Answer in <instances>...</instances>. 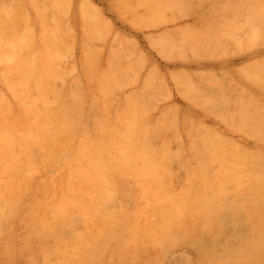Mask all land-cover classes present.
<instances>
[{
    "label": "rangeland",
    "instance_id": "rangeland-1",
    "mask_svg": "<svg viewBox=\"0 0 264 264\" xmlns=\"http://www.w3.org/2000/svg\"><path fill=\"white\" fill-rule=\"evenodd\" d=\"M6 3L5 4H2V7L0 8L1 10V12H0V14L1 15H3V14H5L6 15V12L4 11L5 10V5L7 6L8 5V2L10 3V1L11 0H4ZM4 1L2 2V0L0 1V2H2V3H4ZM12 1H13V3H12ZM11 1V3L12 4H10V5H13L14 7H13V10L11 9V11L12 12H15V9H17L18 8V11H20V7L22 8V5H20L21 4V2H22V4L24 3V5L26 6V7H24V5H23V11H26V9H27V11L25 12V13H28L29 15L28 16H30L31 18V20L29 19V21H31V22H33V23H31L32 24V26L31 25H28L29 23H27L28 22V18L29 17H27V15L26 14H24V13H21V14H23V17H24V15L26 16V18H27V20L25 21V20H23L21 17H20V19L21 20H19L20 21V23L18 22V27L20 28L21 26H23V28L21 27L20 29H22L23 31L25 30V31H27V30H29V31H33V32H31L32 33V35L34 34V32H35V34L33 35V36H36V37H33L34 38V42H32V43H30V45H31V47H30V52L33 50V54H35V56L36 57H41L42 56V54L44 53V48H43V46L45 45L44 43L45 42H43L42 43V41H44V39L46 40L47 38H49V36H48V32H49V34L50 35H52V38L53 39H49V41H55V40H57V38L56 37H58V36H60V37H58V40L59 41H61V43H62V39H63V43L61 44L59 41H57V44H55L57 47H59V46H61V45H65V43H67V45H65V46H61V47H63L62 49H65V50H63L62 52H61V47L60 48H58L60 51H58V53H59V55L57 56V58L56 59H60L59 61H60V63L58 64H56L55 63V68H57V67H59L60 66V70L61 71H59L58 69H56L59 73H60V75H61V79L59 78V79H57V80H53L54 82H58V83H55V86H56V88H59V84H60V81H62V82H64V83H67V84H64V87L62 88V85H61V88H62V91L64 92L65 91V93H68V92H70L71 91V89L69 90V87L71 88V86H69L71 83L73 84H71L72 85V87H73V89H75L76 88V85H75V83L77 82V86L80 88L81 86H82V90L83 91H85V94L88 96V99H87V97H86V95H85V98H84V101L86 102V100H87V102L89 103H91V100H93L94 98H93V95L94 94H96V96H98L99 94V97H96V96H94L95 98H99V99H101V101H103L100 105L101 106H104V107H102L101 108V106L100 107H98V109L97 108H94V109H92V110H90V111H88V108H86V109H84V113H83V116H85L84 117V119L86 120V122H85V120H84V123L85 124H83V126H84V128H81L82 130V132L84 133V131H83V129L86 131V133H88L89 135H90V133H91V135L93 136V137H95V139H99V140H101L102 139V137L104 136L105 137V135L107 136L108 135V133L109 132H111L112 130H114V129H119V127H116V126H118L117 125V119H118V117L120 116V115H122L124 112H125V109L127 110V109H129V107L131 106V108L130 109H134V108H136V110H138L137 112H139V114L141 113V114H143V117H140L142 120H140L141 121V123L142 124H145L146 123V125H149V126H147L148 128H150V132H149V135H146V136H144V138H146V139H149L150 140V142H148L149 143V146H151V145H153V146H151L150 148H152L153 149V151H152V149H150L151 151H152V153H154L155 155H156V157H158L157 159L158 160H156L155 159V161L156 162H158V163H160L161 165H163L162 163H161V161L163 162V161H165L164 159L166 158V162H165V164L161 167V165H160V167L161 168H159L158 170L160 171V170H162L165 174H163V172H161V176L160 177H157L158 178V180H157V178L155 179V182L153 183V185H154V187H155V185L158 187L159 186V188H163L164 187V189L162 190H160V191H162V193L164 192V195H166L165 194V190L166 189H170V187H168V185H171V189H170V191L169 190H167L166 192H172V194H174V192L173 191H175V193H176V195H178L179 197L178 198H180L181 196V198H184L185 197V195L187 194V196H188V198L191 196V193H194L195 195L197 194V193H195V192H198L199 193V195H201V191H200V189H198V190H196L195 192L193 191V189L194 188H191V189H189L188 190V187L190 188V186H191V184H192V186L191 187H193V182L192 181H195L194 180V178H196V181L197 182H195V184L194 185H196V183H202L201 182V180L203 181V177H201L200 178V176H198V178H200L199 180H197L198 178L196 177V175H195V177L193 178V174L191 173V170L193 169H191V167H194V168H196L198 165H197V163L199 164V162H198V160H197V158L195 157V154H194V152H196L195 150L197 149H199L198 147H197V145H200L201 143H200V140H201V142H202V139H204V137H205V135L208 133V132H213V130H215L214 132H217V133H224V136L221 134V136H223L224 137V139L222 140L223 141V143H229L230 144V140L231 141H233L234 140V138H235V141L234 142H238V144H240V142H241V144L243 145L244 144V146L246 145V148H247V146H249V149H256L257 148V146H258V144L260 143L259 142V139L257 138V137H255L254 135H251V133H249V135H248V129H246V131L247 132H245V128H243L244 126H242V124H241V122H239L240 121V119L239 118H237L236 116H238V115H240V112L242 111V109H243V107L244 106H247V107H245V109H247L248 111L249 110H252V112H251V114H256L257 113V111H259V109H261L262 108V110L264 109L263 107H264V103L261 105V103L259 102L260 100H261V98L263 97V99L262 100H264V96H263V94H264V91H263V89H264V78H260V76L261 77H264V74H263V76H262V74L260 73V71L261 70H263V71H261L262 73L264 72V67H263V65H264V60H263V58H264V46L262 45V43L264 44V41H263V39L264 38H262V39H260V40H258L257 41V45H259V43L261 44V45H259L258 47H257V45H256V42L255 43H249V44H242L241 42H239V40L241 41L242 39L244 40V41H246V37H245V32L247 31V30H249L250 29V27H251V25L249 24V22H248V16L250 15V14H248V15H246V13H245V11H246V9L249 7V9L250 8H252L253 7V9H255L256 10V12H255V14L256 13H258L260 10H261V3L264 5V0H257V2L258 3H260V4H258L257 2H255L254 0H247V1H245V0H230V1H227L226 0V3L227 2H229V4L228 5H231V6H227L225 3H223V5H222V2L224 1V0H215V2H217V1H219V2H217V5L215 4V3H213L214 2V0H209V1H203V0H199L200 1V3L202 4V2H204L202 5L201 4H198V1L197 0H191V1H189L191 4V7H193V9L192 8H190L189 9V7H190V5H187L188 6V8L186 9V4L185 3H187V2H185L184 4L183 3H181V1H179L178 3H176V4H164L163 5V2H164V0H152V2H151V0H139V2H137L136 0H134L133 2H135L136 3V6L134 7V5H135V3H134V5L132 4V9L130 8L131 7V5H129L130 7L128 8V6H126L125 7V5L126 4H128L127 2H125L124 3V1H126V0H123V2L122 3H124V9L122 10V9H120V7L119 6H121V8L123 7V4H120L121 3V1L120 2H118L119 4H117L118 5V8H119V10H118V8H117V6H116V4H115V1H119V0H115L114 2H113V0H72L71 1V3H70V1L69 0H61V1H57V0H45V2L46 3H48L47 5L50 7H48L46 4H44L45 2H42V3H38V0H22L21 2L19 1H17V0H12ZM15 1H17L18 2V7L16 8V6H17V2H15ZM29 1V2H28ZM36 1L38 4L36 5L34 2ZM62 1H63V3H65V4H63L62 3ZM67 1H68V3L70 4V5H68V3H67ZM79 1H81V2H79ZM82 1H84L83 3H82ZM89 1V2H88ZM143 1V2H142ZM197 1V2H196ZM212 1V2H211ZM232 1H233V3H232ZM235 1V2H234ZM239 1H243V2H241L242 3V6L244 7V5H248L247 6V8H245V11H244V8H243V10L242 11H244V12H242V13H244V16H243V14H240L241 13V4H239ZM245 1V2H244ZM31 2H33V4L31 3ZM39 2H40V0H39ZM59 2H60V4H59ZM87 2V3H86ZM90 2H92V3H90ZM194 2V3H193ZM195 2L197 3V4H195ZM206 2V3H205ZM213 3L211 6V8L212 9H215V6H217L216 7V9L215 10H213V12L215 13V14H213V12H212V9L210 8V4H208V3ZM231 2V3H230ZM16 3V4H15ZM53 5H52V4ZM75 3V4H74ZM130 3H131V0H130ZM129 3V4H130ZM141 3V4H140ZM143 3H145V4H143ZM146 3H148V4H146ZM153 3V4H152ZM246 3H252V5L250 4V6H249V4H246ZM258 4V5H256V6H259V11H257V8L258 7H256L255 6V4ZM42 4H43V6H42ZM55 4H57V6H55ZM61 4H63V5H61ZM67 4V5H66ZM74 4V5H73ZM80 4V5H79ZM87 4V5H86ZM91 4V5H90ZM149 4H151V5H149ZM156 4H157V6H156ZM181 4H183V5H181ZM197 5L196 7H197V9L195 10L194 9V7H195V5ZM208 4V5H207ZM224 4H225V6H224ZM239 4V6H237ZM9 5V6H10ZM31 5V6H30ZM40 5V6H39ZM52 7H51V6ZM61 5V6H60ZM81 5L84 7V10H83V7H81ZM91 7H90V6ZM93 5H95L94 6V8L96 9H94L93 8ZM144 5H147V6H144ZM170 5V6H169ZM208 6L207 8H205L206 9V11L204 12V7H203V9L200 7V6ZM221 5H222V8H221ZM0 6H1V4H0ZM34 6V7H33ZM36 6V7H35ZM42 7V8H39V7ZM53 6H54V8H53ZM64 6H65V9H64ZM67 6H69V9H70V6L71 7H73V8H71V10H69L71 13H69V11L67 10L68 8H67ZM76 8H75V7ZM87 6V7H86ZM139 6H143V7H139ZM159 6V7H158ZM175 6H177V8L175 7ZM198 6H199V8H201V9H198ZM228 8H227V7ZM90 7V8H89ZM139 7V8H138ZM161 7V8H160ZM163 7V8H162ZM195 7V8H196ZM221 9H220V8ZM226 9H225V8ZM234 7V8H233ZM237 7L239 8V9H237ZM246 7V6H245ZM255 7V8H254ZM33 8V9H32ZM47 8H48V11H47ZM59 8H60V10H59ZM67 8V9H66ZM82 8V9H81ZM86 8V9H85ZM87 8H89V9H87ZM93 8V9H92ZM136 8H138V9H136ZM148 8V9H147ZM151 8V9H150ZM174 8H176V10H174ZM184 8L187 10V11H189V12H187V11H185L184 10ZM236 8V9H235ZM263 9H264V6L262 7ZM22 9H21V11H22ZM56 10V11H50V10ZM58 9V10H57ZM126 9H128V10H126ZM170 9V10H169ZM172 9V10H171ZM218 9H220V10H223L224 12H226V13H224L223 11H219ZM234 9V10H233ZM252 9V10H253ZM39 13V14H37L36 13V11ZM101 12H100V11ZM130 10V11H129ZM147 10H150L149 11V13H148V11ZM153 10H155L154 11V13H153ZM156 10H157V12H156ZM195 11V13H193V11ZM197 10H202L203 12L200 14V11H198L197 12ZM240 10V11H239ZM252 10H248L247 9V13H252ZM2 11H4V13H2ZM17 11V10H16ZM22 11V12H23ZM39 11H43L42 13L43 14H40V12ZM46 11H47V15H46ZM61 13H60V12ZM64 11H65V13H64ZM79 11V12H78ZM127 11H129L128 12V14H126V15H121V14H124V13H127ZM152 11V12H151ZM162 11L164 12V13H162ZM174 11H176V12H174ZM181 11L183 12V13H181ZM234 11L236 12L235 14H234ZM254 11V10H253ZM48 12H50V14L48 13ZM53 12H56L55 14L53 13ZM67 12H68V14H67ZM76 15L75 17H74V15H73V13ZM77 12V13H76ZM84 12V13H83ZM87 12V13H86ZM145 12H146V15H145ZM165 12H167V14L165 13ZM180 14H179V13ZM184 12H186L185 14H184ZM197 12V13H196ZM207 12H208V14H207ZM232 13L231 15H230V13ZM238 12H240V13H238ZM34 13V14H33ZM58 13V14H57ZM82 13V14H81ZM90 13V14H89ZM91 13H93V14H91ZM98 13H102L101 15L100 14H98ZM139 13H143V14H139ZM151 13V14H150ZM162 13V14H161ZM205 13V14H204ZM223 13V14H222ZM254 13V12H253ZM252 13V14H253ZM59 14H61L62 15V17L63 18H61L60 20H58L56 17H58L59 16V18H60V15ZM67 14V15H66ZM137 14V15H136ZM170 14V15H169ZM175 14H177V16L176 17H179V15L182 17H179L178 19H175L176 17H175ZM194 14V15H193ZM212 14V15H211ZM255 14H253V15H255ZM0 15V22H2V21H4V19L6 18H3L2 16ZM33 15H34V17H33ZM41 17H39V16ZM55 15H56V17H55ZM65 15H66V17H65ZM71 16V19L68 17V16ZM78 15V16H77ZM80 15H81V18H80ZM85 16V17H87L88 18V21H91V20H93V22H95L96 23V25H97V23H98V25H99V23L101 24L100 26H98L97 25V28H101V26H102V31H103V33H102V35L104 34V35H107V34H109V35H107V36H109V37H107L108 39L105 41V36L103 35L102 37H101V35H99V36H95V35H93V37H92V35H86V28L88 27L87 26V24L85 25V28H84V24L83 23H80V22H82L83 20H82V16ZM93 15V16H92ZM101 16V17H98V16ZM133 15V16H132ZM134 15L136 16V17H134ZM159 15V16H158ZM211 15V16H210ZM235 16V18H234V16ZM242 15L243 17H244V19H243V17H240V16ZM246 15V16H245ZM4 16V15H3ZM44 16V17H43ZM152 16V17H151ZM156 16V18L154 19V17ZM162 16L163 17H167L166 19H165V21H166V23H165V21H164V18H162ZM169 16V17H168ZM170 16H171V18H170ZM173 16V17H172ZM184 16V17H183ZM198 16V17H197ZM201 16V17H200ZM217 16H219V17H217ZM228 16H230L229 17V19H228ZM238 16H239V18H238ZM256 16H258V15H255V17ZM74 17V18H73ZM148 17V19H146ZM151 17V18H150ZM159 17V18H158ZM2 18H3V20H2ZM25 18V17H24ZM68 18V19H67ZM78 18V19H77ZM94 18H95V20L97 21H95L94 20ZM105 19V21H104V19ZM134 18H140L139 20L137 19V22L139 23V24H135V19ZM199 18H201V19H199ZM211 18V19H210ZM215 18V19H214ZM233 18H234V20H236L237 21V23L235 24V25H233L234 24V20H233ZM236 18H238V19H240V20H238V19H236ZM40 19L41 20H43L44 21V19L46 20L44 23H42L43 21H40ZM76 19V20H75ZM100 19V20H99ZM101 19H103V21L101 20ZM129 19H131L130 21H129ZM142 19V20H141ZM150 19V20H149ZM153 19H154V21H156V24H155V22L153 21ZM162 19H163V23H162ZM175 19V20H174ZM253 19H258V23H257V20H253ZM252 19V21H253V23L254 24H256L255 26H257V27H259V28H262V23L260 24V20H259V18L258 17H256V18H253ZM22 20H23V22L25 21L26 22V24H25V22L23 23V25H22ZM58 20V21H57ZM64 20V21H63ZM68 20H71V21H68ZM98 20H99V22H98ZM107 20V21H106ZM133 20V21H132ZM135 20V21H134ZM144 20V21H143ZM157 20H159V21H157ZM220 20V21H219ZM231 20H233V21H231ZM63 21V22H62ZM66 21V22H65ZM146 21V22H145ZM151 21V22H150ZM160 21H161V23L163 24H160ZM231 21V22H230ZM239 21H242V22H240V24H239ZM245 21V22H244ZM40 22H41V24L43 25H41L40 24ZM48 22V23H47ZM67 22L68 23H70V25H69V31L68 32H70V30H71V32L73 31V29H74V31L75 32H73L72 33V36H71V33L69 34V33H67ZM141 22H142V26L140 25L141 24ZM171 22V23H170ZM174 22V23H173ZM196 22V23H195ZM206 22H208V23H206ZM256 22V23H255ZM57 23H59L60 24V26H58L57 25ZM63 23V24H62ZM144 23H145V25H144ZM149 23H151L149 26H148V24ZM153 23L155 24V25H153ZM176 23V24H175ZM187 24V26H185L186 27V29L184 28V31H183V29L182 28H180L182 31H179L180 29L178 28L179 26L181 27L182 25H184V24ZM204 23V24H203ZM230 23V24H229ZM2 24V23H1ZM20 24V25H19ZM54 24H55V26H54ZM73 24V25H72ZM80 24H82L81 26H80ZM104 24H106V25H104ZM161 26H160V25ZM185 24V25H186ZM196 24H197V26L199 27V26H201V25H203V26H201L202 27V30L200 29V31L201 32H199L200 34L202 33V31H203V34H206L205 36L204 35H200L198 32H196L197 31V29H198V27L196 26ZM206 24H207V26L209 27V28H207L206 27ZM211 24H214L213 26H211ZM224 24V25H223ZM246 25V26H242V25ZM258 24V25H257ZM259 24L261 25V27L259 26ZM72 25V26H71ZM111 25H112V27H111ZM193 25V26H192ZM222 25L224 26V27H226V28H224L223 29V27H222ZM231 25V26H230ZM241 25V26H240ZM250 25V26H249ZM26 26V27H25ZM42 26V27H41ZM45 26V27H44ZM54 26V27H53ZM65 26L67 27V28H65ZM145 26H147V27H145ZM152 26H154V27H152ZM176 26H177V28H176ZM189 26L191 27V28H189ZM195 26V27H194ZM236 26H238L239 28V31L241 32L243 29L242 28H244V30L243 31H245V32H242V34H243V36L241 37L240 36V34H238V32L237 33H235L236 32V30L238 31V29H236ZM247 26H249V27H247ZM35 27V28H34ZM48 27H50L51 29L50 30H48L47 28ZM61 29H60V28ZM74 27V28H73ZM81 27H82V29H85V30H81ZM104 27H106V28H104ZM173 27H175L176 28V30H174V28ZM183 27V26H182ZM196 29V27H197V29H196V31L194 30V28ZM201 27H199V28H201ZM218 29H217V28ZM242 27V28H241ZM246 27V28H245ZM53 28H54V30H53ZM189 28V29H188ZM204 28H207L208 30H205ZM234 28V29H233ZM0 29H1V27H0ZM111 31H110V30ZM115 29V30H114ZM226 29V30H225ZM246 29V30H245ZM52 30V31H51ZM164 30H166V31H168L167 33H166V31H164ZM190 30V32H188ZM192 30V31H191ZM199 30V29H198ZM211 30H212V32H211ZM217 30V31H216ZM38 31V32H37ZM55 31V32H54ZM59 31V32H58ZM116 31V32H115ZM187 31V32H186ZM194 31L196 32L195 34H194ZM213 31H215L214 33H213ZM234 31V32H233ZM39 32H40V34H39ZM61 32V33H60ZM63 32V33H62ZM110 32V33H109ZM115 32V33H114ZM165 33L164 35H163V33ZM182 32V33H181ZM219 32V33H218ZM53 33V34H52ZM175 33H177V34H175ZM184 33V34H183ZM188 33V34H187ZM190 33H193V37L192 36H190V37H188V35H191ZM198 33V34H197ZM245 33V34H244ZM39 34V35H38ZM56 34V35H55ZM59 34H63V36H61V35H59ZM64 34H69V36L70 37H73L76 41L74 42L73 41V44L75 45H71L70 43H72V41H69V40H71L72 38H70V37H67V35L65 36ZM120 34V35H119ZM164 36V37H162V35ZM172 34H174V36L176 35V37H178V38H180V40H179V44L180 43H182L181 45H178V43L176 42V41H178L177 39H176V37L174 38V37H172L173 35ZM236 34V35H235ZM45 35H47V36H45ZM53 35H55V36H53ZM58 35V36H57ZM77 35V36H76ZM80 35V36H79ZM127 35V36H126ZM168 35H170L169 37L171 38V40H169V37H168ZM181 37H180V36ZM207 35H209V36H211L212 38H213V36H215L214 37V39L213 40H215V39H218V40H220L221 41V43L223 44H221L222 46H224L225 44H224V42L226 41V39L228 38V39H231L228 43L230 44V43H232L233 42V39H235V41L232 43V44H236V45H232V44H230L229 46H228V43H227V41L225 42L226 44H227V46L225 45L224 46V48L223 49H216L217 50V52H218V50L220 51V52H218V54H217V52L215 53V45H217V44H215V42L212 40V38L211 37H209V36H207ZM219 35V36H218ZM236 37H234V36ZM68 38L67 40H66V38ZM86 36H89V37H87L86 38ZM111 36H112V38H114L115 36V38H117V41H116V39L115 40H112V41H110L111 39ZM120 36H121V39H120ZM150 36V37H149ZM152 36V37H151ZM182 36H185V37H183L184 38V41L181 39L182 38ZM194 36H196V38L194 37ZM206 38L207 39V37H209V40H212V43H211V41H209V44L211 43V45H208V40H207V42L206 41H204L205 39L203 38ZM224 36V38L226 37V39L222 42V38H220V37H223ZM47 37V38H46ZM51 37V36H50ZM128 37V38H127ZM159 39V42H160V40L162 41V42H160L161 44L163 43V46L161 45V44H159V42L158 43H156L154 40H158L157 38ZM161 37V38H160ZM199 37L200 38H202V39H199ZM245 37V38H244ZM55 38V39H54ZM81 38H83V40H84V42H82V39ZM95 38V39H94ZM102 38H104V41H103V39ZM149 38V39H148ZM172 38H174V39H176V40H174V39H172ZM188 38V39H187ZM197 39L198 38V40H196V41H192V39ZM211 38V39H210ZM223 38V39H224ZM38 39V40H37ZM80 39V40H79ZM89 39H92V40H89ZM133 39V40H132ZM154 39V40H153ZM168 39V40H167ZM186 39L188 40V41H186ZM204 39V40H203ZM37 40V41H36ZM48 40V39H47ZM121 40H122V42H121ZM172 40H174L175 42L174 43H172L173 41ZM181 40H182V42H181ZM200 40V41H199ZM237 40V41H236ZM242 40V41H243ZM95 41H96V43H95ZM109 41V42H108ZM125 41V42H124ZM134 41V42H133ZM164 41V42H163ZM169 41V42H168ZM206 42V43H203V45L201 44L202 42ZM232 41V42H231ZM47 42V44H48V41H46ZM58 42L60 43V45L58 44ZM88 42H89V44L92 46V47H97V49L99 48L100 50L98 51V58H95V57H97L96 55H95V53H92L93 55H94V62H95V66H96V68L98 69V68H100V69H98V70H100V71H102L103 72V70H105L104 72H106V69L105 68H109L108 69V71L109 70H111L110 72H108L107 71V73L105 74L104 72V78H107V76L109 75L111 78H112V75L114 74L115 75V77L113 76V79H118V78H121V76H122V78L121 79H118L119 80V82L117 83V84H115L114 86L117 88V89H120V90H117L116 91V89L115 88H113L114 86L112 85V86H108V83L106 84L105 82H104V88H105V90L104 91H101L100 93H97L95 90L93 91L92 90V88H93V86H94V88H95V84L93 85V83H94V81L91 83L90 82V79H88L87 78V68H86V66H85V64H84V62H83V52H84V50L82 51V47H83V49L85 48V46H87L86 45V43L88 44ZM91 42H93V43H91ZM114 44H113V43ZM119 42H121L120 43V45H119ZM129 43V44H125V43ZM153 42L155 43V44H153ZM185 42H188V45H186V46H188L189 48V51L187 50V53H188V56H187V54H186V49L184 48L185 47V45L183 46V43H185ZM192 42V43H191ZM199 42H201V43H199ZM213 42H214V44H213ZM40 43V44H39ZM50 43V42H49ZM52 43V42H51ZM81 43H83L82 45L83 46H81ZM94 43H95V45H94ZM116 43H118L117 44V46H116ZM135 43H137V44H135ZM167 43V44H166ZM170 43V44H169ZM172 43V44H171ZM176 43V44H175ZM191 43V44H190ZM54 44V43H53ZM71 46H70V45ZM85 44V45H84ZM88 44V45H89ZM93 44V45H92ZM100 44V45H99ZM103 44V45H102ZM105 44V45H104ZM111 45V48L112 49H114V50H110V47L108 46V45ZM157 44V45H156ZM159 44V45H158ZM164 44L168 47V44H169V46L170 47H168V49H167V47L165 46V48H163L164 47ZM175 44V45H174ZM201 44V45H200ZM220 44V43H219ZM218 44V45H219ZM52 45V44H51ZM101 45H102V47H101ZM127 47V45H128V48H126L125 46ZM136 45H137V47H136ZM212 45H214V46H212ZM240 45V46H239ZM242 45V46H241ZM247 45H249V48H248V46ZM36 46V47H35ZM41 49V50H39V48ZM77 46V47H76ZM122 47L121 49L122 50H119L120 48L119 47ZM135 46V47H134ZM178 46V47H177ZM197 46H198V48H197ZM210 46H212V47H209ZM234 48H233V47ZM236 46V47H235ZM245 46H247V47H245ZM250 46L252 47V48H250ZM1 47V46H0ZM65 47H67V48H65ZM71 47V48H70ZM89 48V46H88V48H89V50L91 49L92 51L94 50V48ZM109 47V48H108ZM123 47H125L124 49H123ZM132 47H134V48H132ZM179 47H181V48H179ZM206 47V48H205ZM240 49H239V48ZM244 49H243V48ZM37 48V49H36ZM74 48V49H73ZM105 48V49H104ZM191 48H194V49H191ZM202 48H204V49H202ZM210 50H209V49ZM212 48H214L213 49V51L211 52V50H212ZM217 48H219V46H217ZM222 48V47H221ZM229 48V50L228 51H226L227 49ZM236 48V49H235ZM239 50H238V49ZM245 48L247 49V50H245ZM256 48V49H255ZM36 49V50H35ZM68 49V50H67ZM70 49V50H69ZM73 49V50H72ZM135 49V50H134ZM173 50V49H176V50H174V51H169V50ZM182 49V50H181ZM206 49V51H204ZM242 49V50H241ZM252 49V50H251ZM20 50V49H19ZM18 50V51H19ZM35 50V51H34ZM68 52H67V51ZM75 50V51H74ZM79 50V51H78ZM108 50V51H107ZM142 50V51H141ZM160 50H161V52H160ZM165 50V51H164ZM201 50V52H200V54H199V51ZM207 50H209V52L207 51ZM215 50V51H214ZM3 51H5V50H3L2 49V47L0 48V53L1 52H3ZM23 51H27V49L26 50H24V48H23V50H21V52L20 53H22ZM109 52V54H110V51H111V54H112V57L111 56H107L106 55V53L107 52ZM112 51H113V53H112ZM140 51V52H139ZM145 53H144V52ZM164 51V52H163ZM181 51H183L182 52V54H181ZM232 52V53H230V52ZM239 51H242V52H239ZM63 52H65V53H63ZM75 53L74 55H72V54H69V53ZM94 52V51H93ZM101 52H103V53H101ZM106 52V53H105ZM117 52H118V54H117ZM119 52H122V53H124V52H126V53H124V55L122 56V54H120ZM128 52V53H127ZM130 52V53H129ZM131 52H133V53H131ZM145 54H143V53ZM160 52V53H159ZM168 52H170V53H172V55L170 54V53H168ZM176 52V53H175ZM196 52V53H195ZM211 52V53H210ZM223 52V53H222ZM239 52V53H238ZM255 52H257V53H255ZM62 53V54H61ZM68 53V54H67ZM97 53V52H96ZM100 53L102 54L101 55V57H104V58H101L100 59ZM135 53V54H134ZM141 53L143 54V56L141 55ZM166 54V57H164L165 56V54ZM168 53V54H167ZM195 53V54H194ZM213 53V54H212ZM217 54V55H222V57H214V56H217V55H215V54ZM226 53V54H225ZM236 53V54H235ZM23 54H24V52H23ZM67 54V55H66ZM108 54V53H107ZM108 54V55H109ZM110 54V55H111ZM116 54V55H115ZM129 54H131V56H132V58H130V56H129ZM163 54V55H162ZM170 54V56H169V58H168V55ZM185 54V55H184ZM190 54H191V56L193 55V58L192 57H190ZM198 54L199 55H201V57L199 56L198 57ZM204 54H205V56H204ZM211 54V55H210ZM228 54V55H227ZM232 54V55H231ZM104 55V56H103ZM134 55V56H133ZM214 55V56H213ZM225 55V56H224ZM259 55H260V57H259ZM15 56L16 55H14V58H10V61L9 60H7V61H2V62H0V71L3 73L4 71V73L6 74H8L7 76H8V78H6L7 76H3V74H1V72H0V94H2V92H3V98H4V96L6 95H8L7 97L5 96V98L6 99H8L9 100V102H10V104H11V106H12V108L14 109V111H13V114H14V117H15V115L16 116H21L20 115V113H22V111H23V106L22 105H20L21 103V100H20V102H19V99H18V97L16 98L15 97V90H14V88L16 89V86H14V85H16L14 82H12L13 81V77L15 78V76H17V77H19L20 76V74H22V73H25V69L23 70V68H21L23 65H21V64H19V62L20 61H16V59H15ZM72 56H73V59H72ZM74 56H75V58H74ZM174 56H175V58H174ZM185 56V57H187L185 60L183 59V57ZM195 56H197V57H195ZM209 56V57H208ZM254 56V57H253ZM109 57H111L110 58V60L113 62V64L116 62L115 60H117V62H116V64H121V63H119V62H121V60H122V58H125V60L127 61H125V60H122V63H123V61L125 62V63H123L121 66H122V68L124 69H122L121 67H119L120 65H114V66H110L111 64L110 63H112L111 61L109 62V66L107 65V64H105V63H108V62H105L107 59H109ZM115 57V58H114ZM118 57H122V58H118ZM137 57V58H136ZM146 59H145V58ZM151 57V58H150ZM170 57H171V59H172V57H173V59L171 60L170 59ZM178 59H177V58ZM184 57V58H185ZM203 57V58H202ZM260 59V60H262V61H258V58ZM17 58V57H16ZM63 58V59H62ZM116 58H118V59H121L120 61L118 60V59H116ZM127 58H130V59H128L127 60ZM189 58V59H188ZM217 58V59H216ZM253 58H255V60L253 59ZM18 59V58H17ZM42 59V58H41ZM55 59V62H57L58 60H56ZM62 59V60H61ZM101 60V61H99V65L96 63L97 62V60ZM133 59L135 60H137V66H135V64L136 63H134V61H133ZM145 59V60H144ZM253 59V60H252ZM19 60H20V57H19ZM71 60V61H70ZM74 60V61H73ZM79 62H78V61ZM96 60V61H95ZM136 60H135V62H136ZM244 60V61H243ZM250 60H252V61H250ZM9 61V62H8ZM130 61H133V64L131 63L130 64ZM147 62V64H146V62ZM243 61V62H242ZM249 61V62H248ZM253 61H254V63H253ZM8 62V63H7ZM72 62L74 63V65L72 64ZM102 62L104 63V64H102ZM142 62V63H141ZM145 62V63H144ZM261 62H263V63H261ZM22 63V62H21ZM81 63H83L82 65H84V66H82L81 65ZM252 63V64H251ZM21 65L20 67L18 66V65ZM126 64V65H125ZM129 64L131 65L130 67H129ZM143 64L145 65L146 64V66H143ZM236 64V65H235ZM259 64V65H258ZM10 65V66H9ZM58 65V66H57ZM71 65H73V66H71ZM99 67H98V66ZM104 65V69H103V67L102 66ZM228 65V66H227ZM252 65H254V67L252 66ZM16 66H18L19 68H17ZM69 66V67H68ZM74 66H76L75 68H74ZM128 67V68H126V67ZM132 66H135V70H134V67L132 68ZM154 66V67H153ZM157 66L159 67L158 68V70L159 71H157V70H155L156 68H157ZM227 66V67H226ZM237 66V67H236ZM244 66V67H243ZM246 66H249V67H246ZM252 66V69H250V67ZM258 66V67H257ZM5 67V68H4ZM7 67L8 68H10L9 70H11L10 72L8 71V70H5V69H7ZM68 67V68H67ZM83 67H85V68H83ZM118 67L119 68H121V70L120 69H118ZM142 67H144V69L142 68ZM242 67V68H241ZM62 68L64 69V68H66L68 71H66L67 73H69V76L67 77V73H65L63 70H62ZM95 68V69H96ZM139 68V69H138ZM140 68H142L143 70H142V72H141V74H139L140 73V71H141V69ZM202 68V69H201ZM203 68H205V72H202V70H203ZM220 68V69H219ZM222 68H223V70H222ZM241 70V71H239V69ZM248 68V69H247ZM66 69H64V70H66ZM71 69V70H70ZM77 69V70H76ZM85 69V70H84ZM96 69V70H97ZM103 69V70H102ZM117 69V70H119V71H121V72H124L125 71V69H126V73H124V74H120L119 72H118V74H120V76L119 77H117V71H115V70ZM127 69H129V70H127ZM179 69V70H178ZM185 69H188V70H185ZM197 69H200L201 70V72L199 71V70H197ZM208 69H210V70H208ZM2 70H4V71H2ZM74 70V71H73ZM97 70V71H98ZM147 70V71H146ZM182 70H183V72H182ZM195 71V74L192 72V73H190L191 71ZM219 70V71H218ZM230 70V71H229ZM24 71V72H23ZM63 71V72H62ZM70 71V72H69ZM75 71H77V72H75ZM100 71H98V72H100ZM131 71V72H130ZM139 71V72H138ZM216 73H215V72ZM221 71H222V73H221ZM78 72H79V74H78ZM101 72V73H102ZM114 72V73H113ZM128 72H129V74L130 75H128ZM178 72V73H177ZM187 72V73H186ZM225 72H229V74L227 75V73H225ZM243 72V73H242ZM13 75L14 74V76H12L11 74ZM72 73H73V75H72ZM82 73V74H81ZM95 73V72H94ZM109 73V74H108ZM153 73V74H152ZM157 73H159L158 75H157ZM185 73V74H184ZM203 73H205L206 74V77H208V78H206L205 77V74H204V76L203 75H201V74ZM235 73V74H234ZM251 73V74H250ZM4 74V75H5ZM63 74V75H62ZM70 74H71V76H70ZM112 74V75H111ZM149 75V77H148V75ZM154 74H155V76H154ZM160 74H161V76H160ZM178 74V75H177ZM181 74V75H180ZM189 74V75H188ZM221 74H224L223 76L221 75ZM243 74H244V76H243ZM261 74V75H260ZM64 75H66V77L64 76ZM79 76L80 75V77H77V79L79 78V80L78 81H74V79H73V77H76V76ZM135 75V76H134ZM165 75V76H164ZM194 75V76H193ZM195 75H196V77H195ZM202 76L201 78L199 77V76ZM208 75V76H207ZM210 75V76H209ZM227 75V76H226ZM232 77H231V76ZM251 77H249V76ZM2 76H3V78H2ZM11 76V77H10ZM108 76V77H109ZM143 76V77H142ZM164 76V77H163ZM173 76V77H172ZM191 76L194 78V79H191ZM221 76V77H220ZM228 76H229V78H228ZM4 77H5V80H4ZM12 79H10V78ZM16 77V78H17ZM124 77V78H123ZM137 77V78H136ZM141 77V78H140ZM146 77H148V78H146ZM157 78V80H156V78ZM167 77H168V79H167ZM170 77V78H169ZM171 77H172V79H171ZM199 77V78H198ZM209 77H210V79H209ZM244 77V78H243ZM246 77H247V81H246ZM254 77H256V78H254ZM67 78V79H66ZM136 78V79H135ZM154 78V79H153ZM158 78H159V80H158ZM202 78H204L203 79V81L205 82V87H208L207 88V91L209 92V89H210V92H209V94H208V92L207 93H203V92H205L206 91V88L204 89V82H203V84H202ZM228 78V79H227ZM231 78H233V79H235L236 80V82H238V83H235V84H239V83H241L240 85H238V86H240V87H242L243 85V89L245 90V88H246V92H248L247 90H250V95H249V97H251V98H253V97H257L256 98V100H255V98H253L252 99V102H253V100H255V102H251V98L249 99V97H248V94H246V92H244L245 94H246V96L248 97V102H247V97L246 96H244L243 97V93H242V90L241 91H239V92H241V94L238 92V90H239V87H238V90L236 89V87H237V85H236V87H235V85H234V87H235V89L237 90V92L240 94V96L238 97V95H234V97L235 98H237V100H233V96H229V95H231V94H229L230 93V91L229 90H231V88H230V82H232L233 80L231 79ZM254 78V80H252ZM1 79H3V80H1ZM10 79V80H9ZM73 79V80H72ZM139 79V81L137 82V80ZM145 79H146V81H145ZM151 79V80H150ZM165 81H164V80ZM179 79V80H178ZM199 79V80H198ZM218 79H219V81H218ZM221 79H227V81L225 80V81H223V82H220V81H222ZM260 79H262V80H260ZM6 80L8 81V82H10V83H8L7 84V82H6ZM60 80V81H59ZM67 80V81H66ZM72 80V81H71ZM76 80V79H75ZM83 82H82V81ZM124 80V81H123ZM133 80V81H132ZM135 80H136V83H135ZM155 80H156V82H155ZM162 81V83H163V81H164V83H163V86L162 87H160L161 85H158V84H161L160 82ZM198 80V81H197ZM201 80V81H200ZM214 80V81H213ZM231 80V81H230ZM250 80V81H249ZM258 80V81H257ZM261 81V83H262V81H263V83H262V85H261V83H258V82H260ZM14 81L16 82V83H18L17 82V80L16 79H14ZM52 81V82H53ZM73 81H74V83H73ZM127 81V82H126ZM150 81H151V83H150ZM159 81V82H158ZM177 81V82H176ZM179 81V82H178ZM192 81H194V82H192ZM199 81H200V83H199ZM212 81V82H211ZM216 81V82H215ZM229 81V82H228ZM11 82H12V85H11ZM61 82V83H62ZM96 82V81H95ZM125 84H124V83ZM143 82V83H142ZM170 82V83H169ZM192 82V83H191ZM197 82H198V84H197ZM226 82H228L229 83V85H228V83L226 84ZM235 82V81H234ZM245 82V83H244ZM251 82H253V84L251 83ZM81 83H83V84H81ZM132 83V84H131ZM134 83V84H133ZM157 84V86L155 85V84ZM167 83V84H166ZM175 83H176V85L179 87V89L177 88V86L175 85ZM207 83V84H206ZM215 83V84H214ZM224 84V86H226V87H224L223 86V84ZM10 84V85H9ZM114 84V83H113ZM120 84V85H119ZM128 84H131V85H128ZM142 84V86H140ZM153 84H154V88H153ZM208 84H209V86H208ZM215 86H214V85ZM220 84V85H219ZM234 84V83H233ZM233 84H231V86H233ZM257 84H260V86L259 85H257ZM57 85H59V86H57ZM93 85V86H92ZM106 85V86H105ZM147 85H149V86H151V87H149V86H147ZM169 85V86H168ZM186 87H185V86ZM197 85V86H196ZM217 85V86H216ZM219 85V86H218ZM221 85H222V89H221ZM257 85V86H256ZM8 86H9V88H8ZM12 86V88L13 89H10V87ZM90 86V87H89ZM96 86H97V84H96ZM111 89L110 90V92H109V94H108V91H109V88ZM118 86V87H117ZM124 86V87H123ZM130 86H132V87H130ZM156 86V87H155ZM158 86L160 87L159 89H157L158 88ZM166 86V87H165ZM182 86H184L185 88H183ZM190 86V87H189ZM191 86H193L192 88H191ZM212 86H214V88L212 87ZM228 86H229V88H228ZM246 86V87H245ZM75 87V88H74ZM98 87V86H97ZM96 87V88H97ZM107 87V88H106ZM120 87V88H119ZM121 87H123L122 89H121ZM144 87V88H143ZM148 87V89H147V91H144L143 92V95L147 92V96H149L150 98V103L149 102H147V104L145 105V103H146V100L148 99V98H146L145 96H146V94H145V96H143V95H140V94H142V91H143V89L145 90L146 88ZM217 87V88H216ZM219 87V88H218ZM245 87V88H244ZM255 87V88H254ZM7 88V89H6ZM61 88H60V90H61ZM141 88V89H140ZM150 88H152V89H150ZM162 88V89H161ZM200 88V89H199ZM201 88H202V90L203 91H201ZM216 88V89H215ZM223 88H225V89H223ZM228 88V91H229V93L228 92H226V89ZM259 88V89H258ZM97 89H99V87L97 88ZM135 90V89H137V90H135V92H136V95L134 94V91L133 90ZM151 91H150V90ZM164 89V90H163ZM166 89H169V91L168 90H166ZM181 89L183 90V91H181ZM212 89L213 90H217L216 92H218L219 94H217L216 92H214L213 91V93H212ZM220 89V90H219ZM235 89H233L234 91H235ZM241 89V88H240ZM9 90V91H8ZM12 90H14V91H12ZM101 90V89H100ZM103 90V89H102ZM115 90V91H114ZM166 90V91H165ZM243 90V91H244ZM259 92H258V91ZM93 91V92H92ZM113 93H117V97L115 96V94H112V92ZM131 91H133V93L132 94H134V95H132L131 94ZM150 91V92H149ZM156 91H158V92H156ZM180 91V92H179ZM188 91V92H187ZM226 92V94H224L225 92ZM232 91V90H231ZM233 91V92H234ZM93 94H92V93ZM96 92V93H95ZM98 92H99V90H98ZM106 92H107V94L108 95H111V96H108L107 94H106ZM141 92V93H140ZM160 92V93H159ZM184 92V93H183ZM187 92V93H186ZM191 92V93H190ZM235 93V94H238V93ZM263 92V93H262ZM105 93V94H104ZM128 93H129V95H128ZM148 93H150L149 95H148ZM181 93V94H180ZM189 93H190V95H189ZM200 93H201V96H200ZM215 93V94H214ZM220 93L222 94V95H220ZM232 93V92H231ZM258 93V94H257ZM92 94V95H91ZM98 94V95H97ZM102 94V95H101ZM119 94H120V96H119ZM126 94V95H125ZM130 94L132 95V96H130ZM139 94V95H138ZM167 94V95H166ZM169 94V95H168ZM171 94V95H170ZM188 95V96H185V98H184V96L183 95ZM194 95V96H192V97H190L191 95ZM214 94V95H213ZM224 94V95H223ZM229 94V95H228ZM243 94V95H242ZM261 94V95H260ZM2 95H0V96H2ZM156 95V96H155ZM198 95V96H197ZM220 95V96H219ZM253 95V96H252ZM255 95V96H254ZM103 96V97H102ZM104 96H107V97H109L108 99L109 100H111V101H109V100H107V97H106V99L104 100ZM125 96H127L128 98H126ZM137 97L136 99H134L135 97ZM166 96H168V97H166ZM196 96H197V98H196ZM217 96H219V97H217ZM229 97V99H228V97ZM262 96V97H261ZM112 97H113V102H112ZM133 97V98H132ZM154 97V98H153ZM157 97H159V98H157ZM161 97V98H160ZM163 97V98H162ZM168 98L167 100L165 99V98ZM194 97L197 99V101H198V99H201L200 101V104L203 106V108H205L204 107V105L207 103L208 104V102H210L209 100H211V102L212 101H214L215 102V100H217V102H212V104H214V105H212L211 104V102L208 104L209 106H206V108L205 109H209V110H205V109H203L202 108V106H199L198 105V103H196L197 104V107H196V104H195V102H196V100H195V102H194ZM200 97V98H199ZM215 97V98H214ZM230 97H232L231 99L233 100H231L230 99ZM246 97V98H245ZM70 97H66V99L68 100V101H71L70 99H69ZM111 98V99H110ZM152 98V99H151ZM157 98V99H156ZM189 100H188V99ZM208 98V99H207ZM219 98H220V101H219ZM245 98V99H244ZM117 99V100H116ZM123 99H125V100H123ZM133 99V100H132ZM137 99H141L140 101L138 100L137 101ZM144 99V100H143ZM148 99V100H149ZM186 99H187V101H186ZM191 99V100H190ZM205 99V100H204ZM225 99L227 100V101H225ZM18 100V101H17ZM126 100H129L128 102L126 101ZM153 100V101H152ZM156 100V101H155ZM157 100H158V103L159 102H161V103H159V104H157L158 106H156V103L155 102H157ZM161 100V101H160ZM231 100V101H230ZM244 100L246 101V102H244ZM16 101V102H15ZM100 101V102H101ZM104 101L106 102V103H108L107 105H108V109L106 110V108H107V105H105V103H104ZM112 102V103H109V102ZM126 101V104H125V107H124V102ZM134 101H137L138 102V104H137V106H138V109H137V106L135 105L136 104V102H135V104H134ZM143 101V102H142ZM155 101V102H154ZM191 101V102H190ZM193 101V102H192ZM240 101H242L243 103H241ZM256 101L258 102L257 104H256ZM18 102V103H17ZM86 102V105L88 104ZM165 102V103H164ZM169 104H168V103ZM189 102V103H188ZM230 102V103H229ZM234 102H236L235 104H234ZM237 102H240V104L241 105H238V103ZM250 102V103H249ZM132 103V104H131ZM143 103V104H142ZM164 103V104H163ZM172 103V104H171ZM176 103V104H175ZM194 103V104H193ZM202 103H204V105L202 104ZM219 105V107H220V105L221 106H223L222 104H224V106H226L227 105V108H229L230 106L229 105H232L233 104V106L232 107H230V109L231 110H229V111H227L228 109H225L226 107H221V109H219V108H216V109H219V111L218 110H216L215 109V111H217V112H220L221 114H217V112H213V110H214V108L215 107H217L218 105ZM232 103V104H231ZM246 103V104H245ZM247 103H249V105H247ZM256 104V106H255V104ZM13 104V105H12ZM99 104H98V106H99ZM114 104V105H113ZM139 104L141 105L142 104V106L144 105L145 107H146V110L144 109V106H143V111L141 110L142 109V107L141 106H139ZM151 104V105H150ZM167 104L169 105V106H167ZM190 104V105H189ZM226 104V105H225ZM229 104V105H228ZM252 104H254V108L253 107H251L250 105H252ZM259 104V105H258ZM18 105V106H17ZM89 105V104H88ZM133 105H135V106H133ZM154 105H155V107H154ZM195 105V106H194ZM216 105V106H215ZM238 105V106H237ZM242 105H243V107H242ZM257 105L258 106H260L259 108L257 107ZM117 106H119L118 108H117ZM127 106H129V107H127ZM212 106V107H211ZM229 106V107H228ZM250 106V107H249ZM253 106V105H252ZM15 107H17V108H15ZM106 107V108H105ZM151 107H153V108H156L155 110L154 109H152ZM171 107V108H170ZM174 107V108H173ZM178 107V108H177ZM199 107V108H198ZM248 107H249V109H248ZM101 108V109H100ZM163 108H164V113L166 114H168V118H166L167 116V114L166 115H164V113L162 112L163 111ZM180 108V109H179ZM194 108V109H193ZM236 108V109H235ZM256 108V109H255ZM106 111H105V110ZM111 109V110H110ZM124 109V110H123ZM153 110V112H151L152 110ZM174 109H177V111L176 110H174ZM213 109V110H212ZM224 109V110H223ZM18 112H17V111ZM87 110V112H85ZM122 110L124 111L123 113H122ZM172 110V111H171ZM226 110V111H225ZM235 110H237V111H235ZM155 111V112H154ZM194 111H195V113H194ZM222 111H225V115H226V117H227V115L229 116V120H226V119H228V118H225V115H223L222 114ZM233 111H235V112H233ZM240 111V112H239ZM256 111V112H255ZM100 112H105V113H110V116L111 117H109L108 119L107 118H105L104 119V116L106 117V115L107 114H103V113H100ZM160 112H161V114L163 113V116L160 114ZM186 112V113H185ZM198 112V113H197ZM228 112V113H227ZM236 112H237V115H236ZM254 112V113H253ZM264 112V111H263ZM120 113V114H119ZM175 113H177V114H175ZM224 113V112H223ZM93 114V115H92ZM97 114L99 115V117H96L97 119H99L100 118V116H102L101 118H103V120L108 124V125H110V126H108L106 123L104 124V122H100V121H102V119L101 120H98V124H99V126H98V124H97V126H95L96 125V123H95V121H97V119L95 120L93 117L96 115L97 116ZM101 114H103V115H101ZM119 114V115H118ZM156 114V115H155ZM172 115V118L170 119V117H171V115ZM185 114L188 116V115H190V119L193 121V123L195 124V126L198 124V123H200V124H198V125H203L202 127L204 128V129H202V127H200V126H198V127H200L201 129L199 130L200 131V134L202 133V138L200 137V136H197L196 134L198 133L199 134V132L198 131H196V129H197V126L195 127L194 126V124H193V128L191 129H186L185 130V128H189L190 126H192L190 123H192V122H190L188 119L186 120L185 118ZM192 114V115H191ZM209 114V115H208ZM109 115V114H108ZM118 115V116H117ZM181 115V116H180ZM194 115H195V117H194ZM87 116V117H86ZM115 116V117H114ZM142 116V115H141ZM149 116V117H148ZM162 116V117H161ZM164 116H166L165 118V122L167 123H170L171 124V122L173 121V117H175L176 119L174 120V124L171 126H169L170 128L168 129L167 128V131L165 130L166 129V126H168V123L167 124H165L164 123V127L162 126L161 128H163V129H160V130H158V129H156L157 128V123H158V126L160 127L162 124H163V122L162 121H164V120H161V118L163 119L164 118ZM219 116H221V118L219 119ZM146 117V118H145ZM149 119H148V118ZM159 117H161V118H159ZM181 117H182V119H181ZM184 117V118H183ZM204 117V118H203ZM234 117H236V119L238 120V122H237V120H236V124H235V126H232L233 125V122L235 121V118ZM193 118L194 119H198V123L195 121L194 122V120H193ZM218 118V119H217ZM225 118V119H224ZM233 118H234V121H233ZM93 119V120H92ZM152 119V121H150L149 122V120H151ZM168 119H170V120H168ZM186 120V122H185V120ZM196 119V120H197ZM200 119L202 120V121H200ZM109 120V121H108ZM161 120V121H160ZM172 120V121H171ZM222 120V121H221ZM92 121H94L93 123H92ZM145 121V122H144ZM154 121H155V125H154ZM160 121V122H159ZM171 121V122H170ZM177 121H179V123L177 122ZM189 121V126H188V124H187V122ZM209 121V122H208ZM226 122V124H224L225 122ZM228 121H230V122H228ZM232 121V122H231ZM109 122V123H108ZM103 123V124H102ZM151 125H150V124ZM160 123H161V125H160ZM176 123H177V126L179 127H177V126H174V125H176ZM185 123V124H184ZM206 124V125H204V124ZM229 123H231V125H229ZM95 124V125H94ZM102 126H101V125ZM86 125H88V126H86ZM210 125V126H209ZM212 125H214V126H212ZM101 126V127H100ZM104 126V127H103ZM206 128H205V127ZM209 126V128H207ZM212 126V127H211ZM103 127V128H102ZM110 127H112L111 129H110ZM155 127V128H154ZM211 127V128H210ZM214 127V128H213ZM231 127V128H230ZM104 128H106V129H104ZM174 128V129H173ZM195 128V129H194ZM213 128V129H212ZM178 131V130H180V131H178V132H175L176 130ZM199 129V128H198ZM206 129V131L204 132L203 130H205ZM236 129V130H235ZM240 130L239 132H238V130ZM100 130V131H99ZM102 130H104V133H102L103 131ZM165 130V131H164ZM169 130V131H168ZM195 130V131H194ZM202 130V131H201ZM244 130V131H243ZM88 131V132H87ZM157 131H159V135L157 134ZM232 131V132H231ZM82 132H80V133H82ZM163 132H166V133H164L165 134V136L163 135ZM186 132H188V133H186ZM191 132V133H190ZM152 133L153 134H156V135H158L160 138H158V136L157 137H155V139H154V137L152 138V137H150V136H152ZM161 133V134H160ZM190 133V134H189ZM195 135H194V134ZM102 134H103V136H102ZM174 134V135H173ZM82 135V134H81ZM90 135V136H91ZM156 135H154V136H156ZM163 135V136H162ZM172 136V138H169V136ZM176 135V136H175ZM179 135V140L181 141H184L183 143H181V144H183L182 146H180L181 147V150H179L180 148H177V147H179V145L177 144L178 142V140H175V141H173L174 139H178V136ZM188 137H187V136ZM191 135H192V137H195V138H193V141L191 142V140H190V138H191ZM220 135V134H219ZM225 135H226V138H225ZM167 136V137H166ZM174 136V137H173ZM227 136H229V140H228V138H227ZM231 136V137H230ZM237 136V137H236ZM150 137V138H149ZM176 137V138H175ZM185 137V138H184ZM156 138H158V139H156ZM174 138V139H173ZM182 138V139H181ZM153 139H154V141H153ZM161 139H164V140H161ZM167 140V142H166V144H164V142ZM171 139H173V140H171ZM192 139V138H191ZM225 139H227V141L225 142ZM233 139V140H232ZM148 140V141H149ZM152 140V141H151ZM173 141L174 142V144H172L171 142H169V147L167 146L168 144V141ZM198 141V142H194V141ZM162 141V142H161ZM181 141V142H182ZM258 141V142H257ZM157 142H160V143H158L159 144V147H158V144H156ZM191 144V143H193V144H191L192 145V147H190L191 145L189 144V143ZM175 143L177 144V145H175ZM187 143H188V145H187ZM200 143V144H199ZM227 143V144H228ZM257 143V144H256ZM151 144V145H150ZM161 144V145H160ZM240 144V146H242ZM156 145H157V147H156ZM164 145L166 146V148H168V149H166V152H162V153H165V154H162L161 153V151H163L162 149L164 148ZM172 145V146H171ZM154 146H155V150H154ZM162 148H161V147ZM173 148L172 149V151H171V147ZM176 146V147H175ZM175 147V148H174ZM184 148V150L185 151H183V148ZM186 147V148H185ZM243 147V146H242ZM252 147V148H251ZM170 148V149H169ZM191 148V149H190ZM245 148V147H244ZM157 149H158V151H159V149H160V152H158L157 151ZM248 149V148H247ZM171 152H170V151ZM175 150V151H174ZM182 151V152H181ZM167 152H169V153H167ZM192 152V153H191ZM161 153V154H160ZM171 153H173V154H171ZM178 153H179V155H178ZM185 153V154H184ZM191 153V154H190ZM157 154H158V156H157ZM176 154V155H175ZM148 155V154H147ZM155 155H153L154 157H155ZM162 155L164 156V157H162ZM181 155H183V158H185L184 160H182L183 158H180V157H182ZM160 156H161V158H160ZM177 159L178 158V163H175V162H177V160L174 158V157ZM228 156H230V155H227L226 157H218V158H216V160H213L214 161V163L215 164H213L212 163V165L215 167V165H217V167L216 168H218L216 171H215V169L216 168H214L213 166V170L215 171V172H217V174L219 175H217L222 181L224 180V182H222L223 184H224V186H226V189H225V193L224 192H221V200H220V203H222V204H230V203H232V204H235V203H240V204H243V203H245L246 202V200H245V198L244 197H248L249 198V196H250V190L248 189V187H247V184H246V181L248 180L247 179V177L246 176H244L245 178H241L240 180H238V181H233L232 180V184H231V182L229 183V181L230 180H228L227 179V175H226V173H225V171L227 172L228 170H226V168H229V164L230 163H232L233 162V157L232 156H230V157H232V158H230V160L228 159ZM153 157V158H154ZM168 157H170V159H171V162H169V158ZM189 157V158H188ZM191 157V158H190ZM173 158V159H172ZM196 158V159H195ZM222 158V159H221ZM188 159V160H187ZM220 160V162H219V160ZM172 160H176L174 163H173V161ZM225 162H224V161ZM227 160V161H226ZM51 160H49V159H46V158H44L39 164H38V167L39 168H36V170L37 171H35V170H32V172H34V174H35V172H36V174H37V172H38V170L42 173H40V172H38L39 174L38 175H36V177H34V176H32L33 175V173L30 171V170H28L27 168H20V170H17L16 172H18V173H16V174H14L13 172H12V174L11 173H9V174H7V177H5L4 179H3V181H4V183H5V181H6V179H7V181H8V185L11 187V188H13L12 190H14L13 192H12V194H16V192L19 194V195H21V196H19L18 195V199H16L17 198V194H16V197H15V199L16 200H19V201H17L18 202V204L17 203H15V201L13 202V207H12V205H11V207H9L7 210L5 209V211H7L8 212V210H11V208H14V212L13 211H9V213L11 214H8V213H6L5 211L4 212H2V210H0L2 213H5V214H2L1 212H0V216L2 217V215H4V217H3V219L2 218H0V219H2L3 221H4V224H2L3 226L2 227H4V228H2V229H0V264H52V263H50V261L52 262L53 260H55V261H53V264H56L57 262L59 263V262H61L60 264H62V263H64V264H67L68 262H69V260H70V262H69V264H81L80 262H83L82 264H85L84 262H87L86 264H88V261L90 260V262H89V264H145L146 262H147V260H146V258H149L148 256L145 258V255H148V254H150V253H152L153 255V258H155V257H157L158 259H154V263L152 262V260H151V262H149V260L151 259V257L152 256H150V258H149V260H148V264H204V262H205V259H206V262H207V260L209 259V258H207V256L209 257L210 256V258L211 257H213V255L212 254H222V252L223 251H227V250H229V249H231V248H236V245L238 244L237 242H238V240L240 239V236L242 235V234H250L251 232H252V227L248 224V222L249 221H247L246 219H243L242 217H244V218H247V216H248V210H245V213L243 212V214H242V211H244V208H243V210L242 209H240V210H242L241 211V215H240V217L243 219L242 221H240V223L239 222H236V218L234 217V215L233 214H231L230 215V211H229V217L228 216H226V218L224 217V219H220L221 220V222H222V224H221V222H220V225H221V232H220V234L219 235H212V236H210V234H214V233H209L208 231H210L211 229H213V228H210L209 230H204V228H202V224H200L201 226H199V224L198 225H196V222H195V219H197V221H198V219H200V218H198L199 216L198 215H200V214H198L197 215V218H196V215L195 214H197V213H195L194 211H193V213L192 212H190V211H192V210H185V212L186 211H188V212H190V214L192 213V217H191V215L188 213H186V215H185V217L187 216V218H186V220L188 221H190V219H193L194 217H195V219H194V222L192 223L191 221V223L188 221H186L185 222V218L183 217V218H181L184 222H182L181 223V227L183 228L184 226H187V227H185V228H192L191 230H192V232L194 233L195 231L196 232H199L200 230H201V228L203 229V230H201L200 231V233L202 232V231H204L205 233H206V235L204 234V232H202L203 233V235H201V237H200V239L201 238H203V239H201V241L199 240H197V236L195 235V234H192V235H190L189 237L187 236L186 238L188 239V241L186 240V238L184 237V238H182V239H174V238H169V237H166V238H162V236H161V241L160 240H158L157 242H156V238L154 239L153 237H155V233L154 232H151V231H149V229H146V231H144V229L145 228H149V227H151L152 225H155V223L156 222H158L157 220H158V218L156 219V220H154L155 219V217L158 215L159 216V218H160V214H161V212H162V210H163V208H165L166 206H165V204H164V202L163 201H159V203H158V205L156 204L155 206H154V204L149 200L150 198H149V194L148 193H146V189L144 188V186L140 183V180H139V177L138 176H132V175H126L124 172L123 173H121V172H117L116 174H115V177H116V179L118 180V187H119V189H118V191L117 192H119V190L121 189V191L123 190V192H125V190H129L130 191V193H129V191H128V193H129V200H130V203L128 202L129 200H127V201H125L126 199H127V195L125 194V195H122V196H120L121 194H122V192L120 191V193H114V194H116V195H112V196H118V197H125L126 199H124V197H123V199H124V201L125 202H128L127 204H124L125 205V207H126V205H128L126 208H124V205H122V202L124 203V201L122 200V199H119L118 197L117 198H115V201L118 199V203H116L114 200L112 201L113 203H115L114 205L112 204V205H110V200L112 199V197H110L109 198V203H108V201L106 202V203H108V204H106V203H104V212H105V214H104V212H102L103 213V215L104 216H107V213L109 212L108 210L110 209V208H112L113 210H112V212H114V214L116 215L115 216V225L117 226V233L115 234V235H112V237H114V236H121V238L120 237H114V238H112V237H110L109 235V237H110V239H109V237H107L106 236V238L107 239H104L103 238V244H102V237H101V239H100V237H99V239H98V237L97 236H89V237H91V239L89 238V240H94V241H89V240H85L83 243H81V246L83 247V248H80L81 246H80V244L77 246V245H72V243H74L75 244V241H73V240H71L70 239V242L69 241H67L68 239H67V236L65 235V237H64V235H63V231H67V232H70V230H71V227L70 226H72V223H74V227L75 228H77V229H81V228H83V230L81 229L80 231L81 232H83V233H87L88 232V230H90V231H95L96 230V228L97 229H99L97 226H101V225H98V223H95V222H89L88 223V221H94V217L92 218V217H90V215L92 216L93 214L92 213H94V215L96 214H99L100 213V211L97 209H95V208H87V210L85 209V208H82L81 207V211H80V206H81V202H79V201H76L75 203H74V207L73 208H75L74 210H77L76 212H75V214L77 213L78 214V217H76L75 215H72L71 217H72V219H74L75 221H72V219L71 218H69L70 217V215L71 214H73V213H71V212H73L74 210H72L70 213L71 214H69V207H64L66 210H64V209H62L61 207H60V209L62 210V212H61V210L59 209V207H57V205H58V203H56L55 204V201L56 202H59V201H57V200H59L60 198H62L63 196H65V194H67V193H69L68 192V188H67V175H68V172L67 171H65V169L63 168V167H61L60 166V168H59V166H58V168L56 167L55 168V164L54 163H51L50 162ZM188 161V162H187ZM195 163H193V162ZM212 161V162H213ZM230 161V162H229ZM197 162V163H196ZM47 163V164H46ZM166 163H168V164H166ZM173 165H172V164ZM180 163H182V165H183V163H184V165L181 167V165H180ZM226 163H229L228 165L226 164ZM50 164H52L51 166H50ZM54 164V165H53ZM176 164V165H175ZM174 165H175V167H174ZM177 166V167H176ZM178 166H179V168L180 169H182V170H180V169H178ZM225 166H227L225 169H224V167ZM48 167V168H47ZM54 167V168H53ZM221 167H222V171L220 170L221 169ZM163 168V169H162ZM166 168H167V170H166ZM50 169V170H49ZM187 169H188V171H189V173H188V171H187ZM25 170V171H24ZM63 170V171H62ZM171 170V171H170ZM173 170H174V172H173ZM179 170H180V173H182V176L183 177H181V176H179ZM22 171H24V173L22 172ZM27 171V172H26ZM47 171V172H46ZM63 173H62V172ZM167 171V172H166ZM224 171V172H223ZM21 172V173H20ZM31 174H30V173ZM62 173V174H64L63 176H62V174H60L59 175V173ZM65 172H66V174H65ZM173 172V173H172ZM221 172V173H220ZM222 172H223V174H222ZM57 173H58V175H57ZM171 173H172V175H171ZM177 173V174H176ZM220 173V174H219ZM46 174H47V176H46ZM162 174H163V176L165 177V175L167 174H169V176L171 175L172 177H171V179H170V177H169V180H168V182H167V180L166 179H168V178H165V180H163L164 178L162 177ZM189 174H192V176L191 177H189ZM18 175H19V177H21V178H18ZM28 175V176H27ZM31 175V176H30ZM166 175V176H167ZM178 177H177V176ZM181 175V174H180ZM220 175H226V177L225 176H220ZM9 176H10V179H9ZM54 176H56V177H54ZM58 176V177H57ZM118 176H119V179H121V180H119L118 179ZM187 176V177H186ZM15 177H16V179H15ZM32 177H34V178H32ZM168 177V176H167ZM188 177H189V179H188ZM24 178V179H23ZM28 178L30 179L29 181H30V183H31V181H32V193L30 192V190H31V184H28L29 182L28 181H26V180H28ZM181 180H180V179ZM193 179L192 181L190 180V179ZM223 178V179H222ZM14 181H13V180ZM18 179V180H17ZM21 179V180H20ZM44 179V180H43ZM51 180V181H49V180ZM66 179V180H65ZM179 180V182H178V180ZM243 179V180H242ZM34 180V181H33ZM43 180V181H42ZM117 180L115 181L116 183H117ZM157 180V181H156ZM161 180V181H160ZM172 180V181H171ZM225 180H227V181H225ZM25 181H26V183H25ZM36 181V182H35ZM64 181H66L65 183H64ZM123 181V182H122ZM166 183H164V182ZM174 181V182H173ZM180 181H181V183H180ZM245 181V182H244ZM15 182V183H14ZM121 182V183H120ZM171 184H170V183ZM189 182V183H188ZM7 183V182H6ZM37 183V184H36ZM44 183V184H43ZM45 183H46V185H45ZM51 184V186H50V188L47 186V185H49V184ZM54 183V184H53ZM64 183V185H62ZM120 183V184H119ZM161 185H160V184ZM162 183H164V185L162 186ZM187 183V184H186ZM227 183V184H226ZM242 185L241 187H240V185ZM16 185V186H13V185ZM25 185V187H27V190L25 189L24 190V188L25 187H23V189H22V191L19 189V191H18V188H19V186L20 185ZM34 184V185H33ZM42 184H43V186H42ZM173 184V185H172ZM203 184L204 183H202V185L200 186L199 185V187L201 188L202 186H203ZM231 184V185H230ZM244 184V185H243ZM27 185H29V186H27ZM39 185V186H38ZM185 185H186V187H185ZM190 185V186H189ZM246 185V186H245ZM18 186V187H17ZM46 188H45V187ZM64 186V187H63ZM121 186V187H120ZM126 188H124V187ZM162 186V187H161ZM180 186V187H179ZM230 187V189L232 190H234V188H235V192L233 191V195H227V194H229V193H231L232 191H230V189H229V187ZM244 186V187H243ZM15 187V188H14ZM55 187V188H54ZM58 187V188H57ZM167 187V188H166ZM174 187V188H173ZM232 187V188H231ZM245 187L247 188L246 190H245ZM51 188H52V190H51ZM197 188V187H196ZM238 188V189H237ZM28 189H29V192H28ZM66 189V190H65ZM174 189V190H173ZM176 189V190H175ZM17 190V191H16ZM27 191V192H25L24 193V191ZM49 190H51V192L49 191ZM64 190V191H63ZM173 190V191H172ZM184 190H186V191H184ZM39 191H40V193H39ZM42 191V192H41ZM53 191V192H52ZM56 191H61L60 193L61 194H59V193H57V195H59V196H57L56 195V193H54V192H56ZM156 191H158V190H156ZM190 191V192H189ZM200 191V192H199ZM229 191V192H228ZM244 191H246V192H248V193H246V192H244ZM4 191H1L0 192V201L3 199L2 197H4L5 199L6 198H11L12 197V195H11V193L9 194L8 193V191H5V193H3ZM15 192V193H14ZM187 192V193H186ZM236 192H239V193H236ZM241 192L242 193H245V194H241ZM3 193V194H2ZM35 193V194H34ZM183 193V194H182ZM184 193H186V194H184ZM2 194V195H1ZM4 194H5V196H4ZM25 194H27V195H25ZM52 194H53V196H55V198L52 196ZM182 194V195H181ZM188 194H190V195H188ZM194 194H192L193 196H195ZM241 194V196H244L243 198L242 197H240L239 195ZM249 194V195H248ZM8 195V196H7ZM14 195H13V197H14ZM37 195V196H36ZM40 195V196H39ZM145 195H148L147 197L149 198H147V197H145ZM161 195H163V194H161ZM181 195V196H180ZM184 195V196H183ZM198 195V194H197ZM222 195L224 196V198L222 197ZM227 195V196H226ZM235 195V196H234ZM25 196V197H24ZM39 196V197H38ZM52 196V197H51ZM228 197V198H226V197ZM231 196V197H230ZM238 196L240 197V198H238ZM12 197V198H13ZM38 197V198H37ZM45 197V198H44ZM230 197V198H229ZM246 197V198H247ZM42 198V199H41ZM44 198V199H43ZM50 198V199H49ZM53 198V203L52 202H50V200ZM58 198V199H57ZM114 198V197H113ZM142 198V199H141ZM186 199L187 201L188 200H191L192 199V196L190 197L191 199ZM235 198H237V199H239L238 201H237V199L235 200ZM247 198V199H248ZM57 199V200H56ZM225 199H231V200H233V201H231L230 200V202H228V200H225ZM244 199V200H243ZM37 200V201H36ZM47 200V201H46ZM48 200H49V202L50 203H48ZM122 200V201H121ZM224 200V201H223ZM237 201V202H235V201ZM40 201V202H39ZM46 204H44L43 202ZM192 201V200H191ZM191 201H189V202H191ZM223 201V202H222ZM226 201V202H225ZM243 203H242V202ZM3 202V201H2ZM34 202V203H33ZM186 202V201H185ZM228 202V203H227ZM14 203H15V205H14ZM32 203H33V205H32ZM52 203V204H51ZM121 203V204H120ZM147 203H149V204H147ZM42 204H44V205H42ZM107 205V208H109V209H107V210H105V206ZM160 204H161V206H160ZM232 204H230L231 206H232ZM17 205V209L14 207V206H16ZM35 205V206H34ZM40 205V206H39ZM50 205H51V208H54V209H57V211H55L54 209H53V211H52V215H54V216H51V217H53V218H50V216H49V214L51 213H49V209H47L48 208V206H49V208H50ZM54 207H53V206ZM119 206V208H121L122 206H123V208L124 209H122L121 208V210L117 207V208H115L116 206ZM122 205V206H121ZM148 205H149V211H148ZM164 205V206H163ZM22 206V207H21ZM42 206V207H41ZM115 206V207H114ZM157 206V207H156ZM159 206V207H158ZM226 206H229V205H226ZM20 207L22 208V209H20ZM26 209H25V208ZM33 207H35V208H33ZM145 207H146V209H147V212L146 211H144V210H146L145 209ZM160 207L162 208V209H160ZM29 208L31 209V210H29ZM68 208V209H67ZM159 209V210H156V209ZM226 208H228V207H226ZM27 209H28V211H27ZM35 209V210H34ZM43 209V210H42ZM59 209V210H58ZM229 209V208H228ZM21 210V211H20ZM26 210V211H25ZM39 212H38V211ZM47 210V211H46ZM52 210V209H51ZM69 210V211H68ZM111 210V209H110ZM151 210V211H150ZM226 210V209H225ZM239 210V211H240ZM15 211H16V214L14 215V213H15ZM17 211H18V213H17ZM25 211V212H24ZM32 211H34L35 212V214H36V216H35V214L32 212ZM43 211V213H41ZM55 211V212H54ZM66 211V212H65ZM68 211V212H67ZM89 212V216H87L88 215V213H86V212ZM92 213H91V212ZM97 211H99V212H97ZM154 211V212H153ZM33 213V215L31 214V213ZM45 212H47V214L45 213ZM63 212L65 213L64 215H63ZM111 212V211H110ZM153 212V213H152ZM184 212V211H183ZM182 212V214L184 215L185 213H183ZM228 212V211H227ZM23 213V214H22ZM28 213H30V214H28ZM40 213V214H39ZM44 213L46 214V215H44ZM117 213V214H116ZM122 213H123V215H122ZM150 213H152V214H150ZM157 213V215H155L154 216V214H156ZM232 213V212H231ZM2 214V215H1ZM12 214H13V216H12ZM27 214H28V216L30 217H26L27 216ZM60 215V217L58 216V215ZM125 214V215H124ZM149 215L150 217H148V216H145V215ZM228 214V213H227ZM227 214H225V215H227ZM246 214V215H245ZM26 215V216H25ZM40 215V216H39ZM42 215V216H41ZM84 215V216H83ZM108 215H109V213H108ZM183 215H181V217L183 216ZM195 215V216H194ZM223 215V214H222ZM224 215V216H225ZM7 216H9V217H7V219H5ZM10 216H11V218H10ZM15 216V217H14ZM31 216H33L34 217V219H36V220H38V222L36 221V220H33V221H36V224L32 221V217ZM48 216H49V218L50 219H48ZM57 216L59 217V219H62V221L63 220H66V221H63L64 223H62V221L58 224V221H57ZM61 216H63V218H61ZM69 216V217H68ZM81 217V220H80V217ZM85 216H87V217H90L89 219H87V217H86V219H85ZM99 217L101 216V214H99L98 215ZM67 217V218H66ZM76 217V218H75ZM109 217V216H108ZM141 217H144V218H146V219H144V218H141ZM228 217V218H227ZM27 218H29V219H27ZM38 218V219H37ZM80 220H78V219ZM143 219L140 223H139V219ZM149 218V220H151L150 221V224H149V220H147ZM14 219V220H13ZM24 219V220H23ZM40 219V220H39ZM46 219V220H45ZM54 219H56V224H54V221H52V220H54ZM58 219V220H59ZM77 219V220H76ZM83 219V220H82ZM91 219V220H90ZM104 219H105V217H104ZM140 219V220H141ZM7 220V222L5 223V221ZM49 220H51V221H49ZM134 222H133V221ZM153 220V221H152ZM181 220V221H182ZM220 220H218V221H220ZM246 220V221H245ZM10 221V222H9ZM46 221H47V223H46ZM60 221V220H59ZM71 221V222H70ZM77 221H79V222H77ZM83 221V222H82ZM105 221V220H104ZM131 221V222H130ZM138 221V222H137ZM144 221V222H143ZM180 221V222H181ZM201 220H199L198 222H200ZM233 221V222H232ZM2 222V221H1ZM12 222V223H11ZM51 222H52V224H54V227L52 226V224H51ZM80 222L81 223H84V226H83V224H81L80 225ZM102 222V221H101ZM11 223V224H10ZM29 223H30V225H29ZM61 223L63 224V225H61ZM67 223V224H66ZM70 225H69V224ZM77 223H78V225H77ZM125 223V224H124ZM145 223H146V225H148V227L145 225ZM153 223V224H152ZM195 223V224H194ZM243 223V224H242ZM92 224V225H91ZM120 224H121V226H120ZM123 224V225H122ZM138 224V225H137ZM141 226H140V225ZM142 224H143V226H142ZM157 224V223H156ZM178 224L180 225V223H179V221H178ZM193 224L195 225V226H197V228L195 229V226L193 227ZM8 225V226H7ZM10 225V226H9ZM38 225V227H39V225H41L40 227H41V231H43V232H41L40 231V227L39 228H36V230H35V226H37ZM56 225V226H55ZM66 225H69V226H67L66 228H64V226H66ZM77 225V226H76ZM118 225H119V228H118ZM128 225V226H127ZM134 225H136V226H138V227H136V226H134ZM179 225H178V227H179ZM184 225V226H183ZM217 225H218V223H217ZM239 225V226H238ZM241 225V226H240ZM242 225H243V227H242ZM52 227V228H55V229H58L56 232H57V234H59V235H57L52 229H48L49 227ZM81 226V227H80ZM96 226V227H95ZM126 226V227H125ZM199 226V227H198ZM246 226V228H244ZM69 227V228H68ZM90 227H92L91 229H90ZM127 227H129L128 229H126ZM132 227V228H131ZM135 227V228H134ZM180 227V228H181ZM250 227H251V229H250ZM1 228V227H0ZM33 228V229H32ZM48 230H47V229ZM84 228H86V229H84ZM140 228H143V230H141ZM242 228H243V230H242ZM37 229H39V230H37ZM45 229V230H44ZM62 229H64V230H62ZM66 229V230H65ZM68 229V230H67ZM70 229V230H69ZM73 229V228H72ZM126 229V230H125ZM130 229V230H129ZM135 229H138V230H135ZM238 229H239V232H238ZM245 229H247V230H245ZM3 230V231H2ZM124 230V231H123ZM144 231L146 234L148 233L149 235H146V236H144V232H142V234H143V236L144 237H148V236H150V235H152V233H153V236H150V237H152V239H154V240H151V242H150V240H149V242L152 244V246L153 245H155L156 244V246H157V244L159 245L156 249H155V247L152 249L151 248V244L150 245H146V242H147V244H148V240L146 239V238H143L141 235H140V232L141 231ZM148 230V231H147ZM197 230H199V231H197ZM233 230V231H232ZM36 231H38V233L39 232H41V233H39V235H41V237L39 236V235H37L38 233H36ZM48 231V232H47ZM130 231V232H129ZM137 231L139 232V235L137 234ZM241 231H243V232H241ZM33 232V233H32ZM50 232V233H49ZM54 232V233H53ZM61 232H62V234H61ZM67 232L66 233H64V234H67ZM195 232V233H196ZM236 232V233H235ZM43 233H44V235H43ZM120 233V234H119ZM201 233V234H202ZM207 233H208V235H207ZM224 233V234H223ZM48 234H49V236H48ZM56 234V235H55ZM238 234V235H237ZM60 235H61V238H60ZM122 235H128L129 237H130V239H131V242L129 243V239H127V237L125 238L124 236V238L126 239L125 240V244H124V242L122 243H120V241H121V239L123 238L122 237ZM233 235V236H232ZM37 236V237H36ZM59 236V237H58ZM138 236H139V238H138ZM194 238H193V237ZM215 236H217V237H214ZM57 237V238H56ZM95 237H96V239H95ZM128 237V238H129ZM133 237V238H132ZM141 237V238H140ZM150 237H149V239H150ZM179 237V236H178ZM213 237V238H212ZM68 238H70V235H69V237ZM115 239V241L112 243L111 242V244H107L108 242L110 243V241L112 240V239ZM237 238H239V239H237ZM56 239V240H55ZM139 239V240H138ZM142 239V240H141ZM164 239V240H163ZM194 239V240H193ZM46 240H48L51 244L52 243H54V245L52 244V246H55V243H56V245H57V247L55 246V248H58V250H55V248L54 247H52V248H54V252H51V253H46V252H50V250H53L52 248H51V244L50 243H48ZM96 240H98V242L96 241ZM117 240H120L119 242L117 241ZM123 240V239H122ZM133 240H136V242L135 241H133ZM141 240V241H140ZM170 240V241H169ZM176 240V241H175ZM183 240H186L187 242H185V241H183ZM73 241V242H72ZM108 241V242H107ZM124 241V240H123ZM140 241V242H139ZM144 241H146V242H144ZM164 241V242H163ZM168 243H167V242ZM48 243V245L47 246H49L50 248V250H48L47 248V246L46 245H44V243ZM60 242H62V245L61 246H59L61 243ZM86 242V244H84ZM91 242V243H90ZM93 242V243H92ZM104 242H106L105 244H104ZM153 242H154V244H153ZM156 242V243H155ZM163 242V243H162ZM166 242V243H165ZM185 242V243H184ZM203 242V243H202ZM46 243V244H47ZM64 243V244H63ZM68 243V244H67ZM89 243H90V245H89ZM96 243V244H95ZM100 243V244H99ZM138 243V244H137ZM180 243V244H179ZM190 243V244H189ZM72 246H71V245ZM91 244H93V245H91ZM119 244V245H118ZM120 244H121V246H120ZM163 244H166V245H163ZM169 244V245H168ZM45 246V248H44V246ZM64 245V246H63ZM86 245H87V248H86ZM103 245L104 246H106V245H108V248L107 247H105V248H107V249H105V248H103ZM120 247V248H118V249H116L118 246ZM133 245V246H132ZM136 245H138V246H140L141 247V249H137V248H139L138 246H136ZM170 245L172 246V247H170ZM177 245V246H176ZM80 246V247H79ZM110 246H111V248H110ZM115 246V247H114ZM149 246H150V248H149ZM164 246V247H163ZM166 246V247H165ZM175 246V247H174ZM205 246H206V248H205ZM47 247V248H46ZM61 247H62V249H61ZM69 247V248H68ZM73 247V248H72ZM90 247L92 248L91 249V252H90ZM93 247L94 248H96V249H94V251H93ZM101 247L103 248V251H102V249H101ZM127 247H129V249H127ZM130 247H134V249L133 248H130ZM167 247H169V250L167 249ZM174 247V248H173ZM109 248H110V251H109ZM112 248H114V250H113V254H110V252H111V250H112ZM161 248V249H160ZM162 248H163V250H162ZM170 248H173V249H170ZM45 249H46V251H45ZM65 249V250H64ZM67 249V250H66ZM72 249V250H71ZM74 249V250H73ZM88 250L89 252H87V254H86V250ZM100 249V250H99ZM104 249H105V252H104ZM121 249V250H120ZM158 249L160 250V251H158ZM202 249H204V250H202ZM69 250L70 251H72V253H69ZM116 250H117V253H118V255H117V253H116ZM120 250V251H119ZM129 250V251H128ZM141 250L143 251V250H147V252H148V254L146 253V251H143V252H141ZM45 251V252H44ZM57 251V252H56ZM61 251V253H59ZM122 251V252H121ZM133 251H135L134 252V254L136 255L135 256V258L133 257L134 256V254H133ZM158 251V252H157ZM161 251L163 252L162 253V255L164 254V252H165V254L162 256V255H160L161 254ZM167 251H169V253L167 252ZM222 251V252H221ZM65 252H66V256L64 255L65 254ZM68 252V253H67ZM84 252H85V255H83L84 254ZM97 252V253H96ZM103 252V253H102ZM126 252H129L130 254H132L133 256H131V257H133V258H131L130 257V254H129V257H130V259L129 258H127V256H125L126 254L125 253ZM132 252V253H131ZM160 252V253H159ZM233 252V251H232ZM235 252V251H234ZM52 253H54L53 255H52ZM56 253V254H55ZM75 253V254H74ZM79 253H81V255H83V256H80V257H82V258H80L79 257ZM83 253V254H82ZM96 255V256H94V254ZM116 253V254H115ZM121 253V254H120ZM146 253V254H145ZM46 254L48 255V257L46 256ZM60 254L61 255H64L63 257L62 256H60ZM74 255V257L76 258L77 257V262H76V259H73L74 257H73V255ZM89 254H92L91 256H89L88 257V255ZM124 255V257H123V255ZM218 254V255H219ZM220 254V255H221ZM233 254V253H232ZM231 254V255H232ZM49 255H51V256H49ZM59 255V256H58ZM70 255L71 257V259L68 257V256ZM110 255H113L114 257V259L113 258H110V257H112V256H110ZM115 255H117L116 257H115ZM127 255H128V253H127ZM139 255H141V256H139ZM151 255V254H150ZM217 255V256H218ZM236 255V254H235ZM235 255H232V256H230L231 258L234 256V258H236L235 257ZM46 256V257H45ZM56 256V257H55ZM84 256H86V257H84ZM143 256H144V258H143ZM217 256H214L212 259H209L208 261V263L207 264H211V260H213L214 258V260H216V257ZM229 256H227V259L228 260H231V258L229 257ZM54 257V258H53ZM59 257H62V259H60ZM92 257V258H91ZM95 257V258H94ZM119 257H123L124 258V260L122 259V258H120L119 259ZM79 258V259H78ZM89 258V259H88ZM152 258V259H153ZM161 258V259H160ZM219 258H221L220 260H217V261H215V262H213L212 264H214V263H216V262H218V261H221L222 262V260L225 258V263L224 262H222L223 264H226L227 262H226V257H224L223 255H222V257L221 256H219ZM233 258V260H232V262L233 261H235V259ZM69 259V260H68ZM82 259H86V260H83V261H81ZM92 259V260H91ZM115 259H118V260H120V261H118L117 262V260L115 261ZM140 259V260H139ZM144 260L145 259V261L143 262L142 260ZM161 261H160V260ZM65 260V261H64ZM73 260H75V262L74 263H71V262H73ZM80 260V261H79ZM159 260V261H158ZM164 260V261H163ZM68 261V262H67ZM224 261V260H223ZM45 262V263H44ZM92 262H94V263H92ZM96 262V263H95ZM160 262V263H159ZM206 262H205V264H206ZM220 262V263H221ZM231 262V261H230ZM231 262V263H232ZM57 263V264H58ZM146 263V264H147ZM221 263V264H222ZM228 264H230V263H228ZM232 264H234V263H232ZM235 264H237V263H235ZM258 264H264V262H261V261H259L258 262Z\"/></svg>",
    "mask_w": 264,
    "mask_h": 264
},
{
    "label": "bare ground",
    "instance_id": "bare-ground-1",
    "mask_svg": "<svg viewBox=\"0 0 264 264\" xmlns=\"http://www.w3.org/2000/svg\"><path fill=\"white\" fill-rule=\"evenodd\" d=\"M1 1V0H0ZM4 0H2V2H3ZM7 1V0H6ZM12 1V0H11ZM11 1H10V3L8 2V5L6 6H4L5 7V12H6V15L5 14H3V15H1L3 18H5L4 19V21H2V22H0V27H1V29H0V46L2 47V49L3 50H5V51H3V52H1L0 53V62H2V61H7V60H9L10 61V58L12 59V58H14V55H16L15 56V59H16V61L18 60V61H20L19 62V64H21V65H23L21 68H23V70L25 69V73H22V74H20V76L19 77H17V76H15V78L13 77V81L12 82H14L16 85H14V86H16V89L14 88V90H15V97L17 98L18 97V99H19V102H20V100H21V104L20 105H22L23 106V111H22V113H20V115L21 116H16L15 115V117H14V114H13V111H14V109L12 108V106H11V104H10V102H9V100L8 99H6L5 98V96H4V98H3V92H2V94H0V95H2V96H0V192L1 191H4L3 193H5V191H8V193L10 194L11 193V195H12V197H13V195L14 194H12V192L15 190H12L13 188H11L9 185H8V181H7V179H6V181H5V183H4V181H3V179L5 178V177H7V174H9V173H11L12 174V172L14 173V174H16V173H18V172H16L17 170H20V168H27L28 170H30L31 172H32V170H35V171H37L36 170V168H39L38 167V164L44 159V158H46V159H49V160H51L50 162L51 163H54L55 164V168L57 167L58 168V166H59V168H60V166L61 167H63L64 169H65V171H67L68 172V177H67V182L66 181H64V183L66 182L67 183V188H68V192L69 193H67V194H65V196H63L62 198H60L59 200H57V201H59V202H56L55 201V204L56 203H58V205H57V207H59V209H60V207L62 208V209H64V210H66L64 207H69V214H71V213H73V214H71L70 215V217L69 218H71L72 219V215H75L76 217H78V214L76 213L75 214V212L77 211V210H74L75 208H73L74 207V203L76 202V201H79V202H81L80 204H81V206H80V211H81V207L82 208H85L86 210H87V208H95L96 210L98 209L99 211H100V213L99 214H101V216L99 217L98 215L99 214H95L94 215V213H92L91 211V213L93 214L92 216L89 214V212L87 211L86 213H88V215L87 216H89L90 215V217H94L95 219H94V221H92L91 219V221H88V223L89 222H95V223H98V225H101V226H97L99 229H97L96 228V230L95 231H90V230H88V232L87 233H83V232H81L80 230L82 229L83 230V228H81L80 230L79 229H77V228H75L74 227V223H72V226H70L71 227V230H70V232H67V234H64V233H66L65 231H63L64 233H63V235H64V237H65V235L67 236V241H69L70 242V239L71 240H73V241H75V244L74 243H72V245H79L80 244V246H81V243H83L85 240H89V238L91 239V237L93 236H99L100 237V239H101V237H102V244H103V238L104 239H107L106 238V236L107 237H112V235H115L116 233H117V226L115 225V214H114V212H112V208H107V205L106 204H108L109 203V198L110 197H112V199L110 200L111 202H110V205H114L115 203H113L112 201L114 200L115 201V198H117L118 196H112L114 193H116L117 191H118V189H119V185H118V180L116 179V177H115V174L118 172H121V173H125L126 175L128 174V175H132V176H138L139 177V180H140V183L144 186V188L146 189V193H148L149 194V198L147 197L148 195H145V197H147L153 204H154V206L157 204L158 205V203H159V201H163L164 202V204H165V208H163V210H162V212H161V214H160V218H159V216L157 215V213L156 214H154V216L155 215H157L156 217H155V219L154 220H156L157 218H158V222H156L155 223V225H152L151 227H149V228H145L144 229V231H146V229H149V231H151V232H154L155 234V237H153L155 240H156V242L158 241V240H160L161 239V236H162V238H166V237H171V238H174V239H182V238H186L187 236L189 237L190 235H192V234H195L198 238H197V240L199 241H201V239H203V238H201L200 239V237H201V235H203V233L202 232H204V231H202L201 233H200V231L201 230H203L202 228H204V230H209L210 228H213V229H211L210 231H208L209 233L211 232V233H214V234H210V236H212V235H219L220 234V232H221V225H220V222H221V218L222 219H224V217L226 218V216H228L229 215V211H230V215L231 214H233L234 215V217L236 218V222H239L240 223V221H242L243 219H246L247 221H249L248 222V224L252 227V232L250 233V234H242L241 236H240V239L239 238H237V239H239L238 240V244L236 245V248H231V249H229V250H227V251H221L222 252V254L220 255L219 253V255L218 254H212L213 255V257L214 256H217L216 257V260H211V264L213 263V262H215V261H217V260H220L221 258H219V256H221L222 257V255L224 256V257H226V264H228V263H230V264H232V263H237V264H258V262L259 261H261V262H264V109L262 110V108L260 107V106H258L257 105V107L259 108H261V109H259V111H257V113L254 115V114H251V112H252V110H247V109H245V107H247V106H244L243 107V105H242V107H243V109H242V111L240 112V115H238V116H236L237 118H239L240 119V121L239 122H241V124H242V126H244L243 128H245V132H247L248 133V135H249V133H251V135H254L255 137H257L258 139H259V144H258V146H257V148L256 149H249V146H247V148H246V145L244 146V144L242 145L241 144V142H240V144L243 146H240V144H238V142L236 143V142H234L235 141V138H234V140L233 141H231L230 140V144L228 143H223V139H224V133H217V132H214L215 130H213V132L211 131V132H208L206 135H205V137H204V139H202V142H201V140H200V145H197V147L199 148L198 150L196 149L195 151L196 152H194V154H195V157L197 158V160H198V162H199V164L197 163V167L196 168H194V167H191V173L194 175L193 176V178L195 177V175H196V177L198 178V176H200V178L201 177H203V181L200 179V178H198L197 180H201V182L202 183H204L203 184V186L200 188L199 187V185L201 184L202 185V183H196V185H194L195 184V182H197L196 181V178H194V180L195 181H192L193 179L191 178L190 180L193 182V187H191L192 186V184H191V186H190V188L188 187V190L189 189H191V188H194L193 189V191L195 192L196 190H198V189H200V193H201V195H199V193L198 192H195V193H197L196 195L194 194V193H191V196H192V199L189 197L188 198V196H187V192L186 193H184V194H186L185 195V197L184 198H181L182 196V194L180 195L181 197L180 198H178L179 196L178 195H176V193H175V191H173L174 192V194H172V192L170 193V192H166L167 190H169L170 191V189L172 188L171 187V185H168V187H170V189L168 188V189H166L165 190V194L166 195H164V192L162 193V191H160L161 189L163 190L164 189V187L163 188H159V186L157 187L156 185H155V187H154V185H153V183L155 182V179L157 178V177H160L161 176V172H163L162 170H158L159 168H161L164 164H165V162H166V158L164 159L165 161H161V163L163 164V165H161L160 163H158V162H156L155 161V159L156 160H158L157 158L158 157H156V155L154 154V153H152V151H153V149L152 148H150L151 146H153V145H151V146H149V143L148 142H150V140L149 139H146V138H144V136H146V135H149V132L151 131L150 130V128H148L147 126H149V125H146V123L145 124H142L141 123V121L140 120H142L140 117H143V114H139V112H137L139 109H138V106H137V104H138V100L140 101L141 99H137V101H134V104H135V102H136V106H137V109L138 110H136V108H134V109H130L131 108V106L129 107V106H127V107H129V109H125V112L122 110V115H120L119 117H118V119H117V125L118 126H116V127H119V129H114V130H112L111 128L112 127H110V129L112 130L111 132H109L108 133V135L106 136L105 135V137L103 136V134H102V139L101 140H99V139H95V137H93L92 135H91V133H90V135L88 134V133H86V131L83 129V131H84V133L81 131L82 129L81 128H84V126H83V124H85L84 123V117L85 116H83V113H84V109H86V108H88V111H90V110H92V109H94V108H97L98 109V107H100L101 105V103L103 102V101H101V99H99L100 97H99V95L98 96H96V94H94L93 95V100H91V103L89 102H87V100H86V102L89 104H87L86 105V102L84 101V98H85V91H83L81 88H82V86L79 88L78 86H77V82L75 83V85H76V88L75 89H73V87H72V85L70 84L69 86H71V88L69 87V90L71 89V91L70 92H68V93H65V91L63 92L62 91V88L64 87V84H67V83H64V82H62V81H60V86L59 85H57V86H59V88H56V86H55V83H58V82H54L55 80H57V79H59L60 77H61V75H60V73L56 70V69H58L59 71H61L60 69V66L59 67H57V68H55V63L57 64L58 62L60 63V59L58 58V59H56L57 58V56L59 55V53H58V51H60L58 48H60L61 46H65V45H67V43H65V45H61V46H59V47H57L55 44H57V41H59L58 40V37H60V36H58V37H56L57 38V40H55V41H49V39L51 38V39H53L52 38V35H50L49 34V32H48V36H49V38H47L46 40L44 39V41H42V43L43 42H45L44 44V46H43V48H44V53L42 54V56L39 58V57H36L35 56V54H33L34 52H33V50L30 52V47H31V45H30V43H32V42H34V38L33 37H36V36H33L34 34H35V32H34V34L32 35V33L31 32H33L32 30L31 31H29V30H27V31H23L22 29H20L21 27L23 28V23L27 20V18H26V16L24 15V17H23V14H21V13H24V14H26L27 15V17H29L28 18V22L27 23H29L28 25H31L32 26V24L31 23H33V22H31L32 20L30 19L31 17V15L30 16H28L29 14L28 13H25L26 11H27V9H26V11H23V5H24V3L22 4V0H17L18 2L20 1L21 2V4L20 5H22V8L20 7L19 9H20V11H18V2L17 1H15V2H17V6H16V8L17 9H15V12H12L11 11V9L13 10V5H10V4H12L13 3V1H12V3H11ZM30 1V0H29ZM28 1V2H29ZM42 0H40V2H39V0H38V3H42V2H45V0H43L42 2H41ZM50 1V0H49ZM58 1V0H57ZM59 1H61V0H59ZM65 1V0H64ZM70 1V3H71V1L72 0H69ZM85 1V0H84ZM84 1H82V3L84 2ZM115 0H113V2H114ZM121 1V3L120 4H123V7L121 8V6H119L120 7V9H124V3L125 2H127L128 4H126L125 5V7L126 6H128V8L130 7L129 5H131V9H132V4L134 5V3L137 1V2H139V0H136L135 2H133L134 0H131V3H130V0H126V1H124V3H122L123 2V0H119V1H115V4H116V6H117V8H118V5L117 4H119L118 2H120ZM154 1V0H153ZM179 1H181V3H185V2H187V3H185L186 4V9L188 8V6L187 5H190L191 3L189 2V1H191V0H164V2H163V5L164 4H176V3H178ZM195 1V0H194ZM198 1V4H201L200 3V1L199 0H197ZM196 1V2H197ZM204 1V0H203ZM206 1V0H205ZM207 1H209V0H207ZM227 1H230V0H227ZM245 1H247V0H245ZM244 1V2H245ZM249 1V0H248ZM255 1V0H254ZM2 2H0V4H1V6H0V8L2 7V4H5L6 2L4 1V3H2ZM34 2V1H33ZM33 2H31L32 4H33ZM36 2V1H35ZM34 2V3H35ZM51 2V1H50ZM66 2V1H65ZM79 2H81V1H79ZM89 2V1H88ZM143 2V1H142ZM151 2H152V0H151ZM195 2V4H197ZM212 2V1H211ZM208 3V4H210V8L213 6L212 4L213 3H215L216 5H217V2H219V1H217V2H215V0H214V2L213 3ZM235 2V1H234ZM241 2H243V1H239V4H241V13L240 12H238V13H240V14H243V16H244V13H242V12H244L245 11V8H247V6L248 5H244V7L242 6V3ZM255 2H257V0L255 1ZM37 2L35 3L36 5L38 4ZM62 3H63V1H62ZM67 3H68V1H67ZM85 3V2H84ZM87 3V2H86ZM90 3H92V2H90ZM130 3V4H129ZM194 3V2H193ZM204 2H202V4H203ZM206 3V2H205ZM220 3V2H219ZM223 3H225L228 7L229 6H231V5H228L229 4V2H227L226 3V0H224L223 2H222V5H223ZM231 3V2H230ZM232 3H233V1H232ZM258 3V2H257ZM7 4V3H6ZM16 4V3H15ZM44 4H48V3H44ZM52 4V3H51ZM59 4H60V2H59ZM63 4H65V3H63ZM63 4H61V5H63ZM75 4V3H74ZM73 4V5H74ZM141 4V3H140ZM143 4H145V3H143ZM146 4H148V3H146ZM153 4V3H152ZM183 4H181V5H183ZM194 4V5H195ZM201 4V5H202ZM207 4V5H208ZM225 4H224V6H225ZM239 4L237 5V6H239ZM246 4H249V6H250V4L252 5V3H246ZM255 4V3H254ZM258 4H260V3H258ZM258 4H255V6L256 5H258ZM10 5V6H9ZM53 5V4H52ZM60 5V6H61ZM67 5V4H66ZM68 5H70L69 3H68ZM80 5V4H79ZM87 5V4H86ZM91 5V4H90ZM89 5V6H90ZM149 5H151V4H149ZM169 5V6H170ZM192 5V4H191ZM191 5H190V7H189V9L190 8H192L193 9V7H191ZM204 5V4H203ZM212 5V6H211ZM222 5H221V8H222ZM31 6V5H30ZM40 6V5H39ZM38 6V7H39ZM42 6H43V4H42ZM48 6V5H47ZM51 6V5H50ZM55 6H57V4H55ZM94 6L95 5H93V8H94ZM136 6V3H135V5H134V7ZM144 6H147V5H144ZM156 6H157V4H156ZM197 5H195V7H196ZM200 6V5H199ZM199 6H198V9H203V7L204 6H200L201 8H199ZM226 6V7H227ZM246 6V7H245ZM253 6V5H252ZM264 5L261 3V10L259 11L258 9H259V6H256V7H258L257 8V11H259L258 13H256L255 14V12H256V10L255 9H253V7L252 8H250L249 9V7L247 8L248 10H252V13L253 14H255V15H258V16H256V17H258L259 18V20H260V24L262 23V28H259V27H257V26H255L256 24H254L253 23V21H252V19L253 18H256L255 17V15H253L252 13H247V9H246V11H245V13H246V15H248V14H250L249 16H248V22H249V24L251 25V27H250V29L249 30H247L246 32L245 31H243L244 30V28H242L243 30L240 32L239 31V27L238 26H236V29H238V31L236 30V32L235 33H237L238 32V34H240V36L242 35L243 36V34H242V32H245L244 34H245V37H246V41H244L243 39V41L241 40H239V42H241L242 44H249V43H255L256 42V45H257V41L258 40H260V39H262V38H264V9L262 8ZM24 7H26L25 5H24ZM34 7V6H33ZM36 7V6H35ZM49 7V6H48ZM52 7V6H51ZM75 7V6H74ZM81 7H83L82 5H81ZM87 7V6H86ZM91 7V6H90ZM89 7V8H90ZM140 8L141 7H143V6H139ZM138 7V8H139ZM148 7V6H147ZM150 7V6H149ZM148 7V8H149ZM159 7V6H158ZM176 8H177V6H175ZM194 7V9L196 10L197 9V7L195 8ZM208 7V6H207ZM206 6L204 7V12L206 11V9L205 8H207ZM216 7L217 6H215V9H216ZM227 7V8H228ZM239 7V8H240ZM244 8V11H242L243 10V8ZM39 8H42V7H39ZM50 8V7H49ZM53 8H54V6H53ZM68 8V9H67ZM67 10L69 11V10H71V8H73V7H71L70 6V9H69V6H67ZM76 8V7H75ZM89 8H87V9H89ZM92 8V9H93ZM138 8H136V9H138ZM147 8V9H148ZM161 8V7H160ZM163 8V7H162ZM176 8H174V10H176ZM220 8V7H219ZM220 8V9H221ZM225 8V7H224ZM234 8V7H233ZM238 7H237V9H239ZM255 8V7H254ZM21 9H22V11H21ZM33 9V8H32ZM64 9H65V6H64ZM82 9V8H81ZM86 9V8H85ZM95 9V8H94ZM151 9V8H150ZM185 8H184V10L185 11H187ZM212 9V8H211ZM215 9H212V12H213V10H215ZM220 9H218L219 11H223V10H220ZM226 9V8H225ZM236 9V8H235ZM1 10V9H0ZM17 10V11H16ZM58 10V9H57ZM59 10H60V8H59ZM83 10H84V7H83ZM96 10V9H95ZM118 10H119V8H118ZM125 10V9H124ZM126 10H128V9H126ZM170 10V9H169ZM172 10V9H171ZM234 10V9H233ZM239 10V11H240ZM4 11H2V13H4ZM14 11V10H13ZM36 11V10H35ZM47 11H48V8H47ZM47 11H46V15H47ZM50 11H56V10H50ZM100 11V10H99ZM130 11V10H129ZM129 11H127V13H124V14H121V15H126V14H128V12ZM148 11V13H149V11L150 10H147ZM154 11L155 10H153V13H154ZM177 11V10H176ZM176 11H174V12H176ZM193 11V10H192ZM198 11H200V10H197V12ZM1 12V11H0ZM40 12V14H43L41 11H39ZM60 12V11H59ZM79 12V11H78ZM101 12V11H100ZM152 12V11H151ZM156 12H157V10H156ZM187 12H189V11H187ZM196 12V13H197ZM203 11L201 10L200 11V14L202 13ZM224 12V11H223ZM36 13L37 14H39L37 11H36ZM49 14H50V12H48ZM54 14L56 13V12H53ZM61 13V12H60ZM64 13H65V11H64ZM69 13H71L70 11H69ZM73 13V12H72ZM75 13V12H74ZM73 13V15H74V17L76 16L75 14ZM77 13V12H76ZM84 13V12H83ZM87 13V12H86ZM162 13H164L163 11H162ZM161 13V14H162ZM166 14H167V12H165ZM179 13V12H178ZM181 13H183L182 11H181ZM186 12H184V14H185ZM193 13H195V11H193ZM224 13H226V12H224ZM230 13V12H229ZM236 12L234 11V14H235ZM34 14V13H33ZM58 14V13H57ZM67 14H68V12H67ZM66 14V15H67ZM82 14V13H81ZM90 14V13H89ZM91 14H93V13H91ZM98 14H100V13H98ZM102 14V13H101ZM100 14V15H101ZM139 14H143V13H139ZM151 14V13H150ZM155 14V13H154ZM180 14V13H179ZM187 14V13H186ZM205 14V13H204ZM207 14H208V12H207ZM213 14H215L214 12H213ZM223 14V13H222ZM232 13H230V15H231ZM60 15V18H59V16L58 17H56V15H55V17L58 19V20H60L61 18H63L62 17V15L61 14H59ZM66 15H65V17H66ZM94 15V14H93ZM92 15V16H93ZM137 15V14H136ZM145 15H146V12H145ZM170 15V14H169ZM194 15V14H193ZM212 15V14H211ZM210 15V16H211ZM245 15V16H246ZM23 18H22V17ZM39 16V15H38ZM48 16V15H47ZM78 16V15H77ZM98 16V15H97ZM133 16V15H132ZM159 16V15H158ZM177 16V14H175V17ZM232 16V15H231ZM234 16V15H233ZM240 16V15H239ZM239 16H238V18H239ZM242 15L240 16V17H243ZM20 17L23 19V20H25L24 22H23V20H22V25L23 26H21L20 28L18 27V22L20 23V21L19 20H21L20 19ZM33 17H34V15H33ZM40 17V16H39ZM44 17V16H43ZM70 19H71V16L69 15L68 16ZM73 17V18H74ZM98 17H101V16H98ZM134 17H136L135 15H134ZM152 17V16H151ZM150 17V18H151ZM169 17V16H168ZM173 17V16H172ZM179 17H181L180 15H179ZM179 17H176L175 19H178ZM184 17V16H183ZM198 17V16H197ZM201 17V16H200ZM217 17H219V16H217ZM229 17L230 16H228V19H229ZM1 18V17H0ZM3 18H2V20H3ZM41 18V17H40ZM80 18H81V15H80ZM156 18V16L154 17V19ZM159 18V17H158ZM162 18H164V21H165V19L167 18L166 16L165 17H163L162 16ZM170 18H171V16H170ZM182 18V17H181ZM234 18H235V16H234ZM234 18H233V20H234ZM238 18H236V19H238ZM29 19L31 20V21H29ZM68 19V18H67ZM78 19V18H77ZM104 19V18H103ZM103 19H101L102 21H103ZM135 20V24H139L138 22H137V19L138 18H134ZM140 19V18H139ZM138 19V20H139ZM146 19H148V17L146 18ZM154 19H153V21H154ZM168 19V18H167ZM174 19V20H175ZM199 19H201V18H199ZM211 19V18H210ZM215 19V18H214ZM241 19V18H240ZM240 19H238V20H240ZM243 19H244V17H243ZM57 20V21H58ZM76 20V19H75ZM82 22H80V23H83L84 24V28H85V25L87 24V30H86V35H92V37H93V35H95L96 37L97 36H99V35H101V37L105 34H103L102 35V33H103V31H102V26H101V28H97V25H98V23H97V25H96V23L95 22H93V20H91V21H88V18L87 17H85L84 15L82 16ZM94 20H95V18H94ZM100 20V19H99ZM99 20H98V22H99ZM131 19H129V21H130ZM142 20V19H141ZM150 20V19H149ZM233 20H231V21H233ZM253 20H257V23H258V19H253ZM40 21H43V20H41L40 19ZM46 20L44 19V21L42 22V23H44ZM64 21V20H63ZM62 21V22H63ZM68 21H71V20H68ZM96 21V20H95ZM104 21H105V19H104ZM107 21V20H106ZM133 21V20H132ZM144 21V20H143ZM157 21H159V20H157ZM167 21V20H166ZM166 21H165V23H166ZM220 21V20H219ZM230 21V22H231ZM31 22V23H30ZM66 22V21H65ZM97 22V21H96ZM146 22V21H145ZM151 22V21H150ZM155 22V24H156V21H154ZM240 22H242V21H239V24H240ZM245 22V21H244ZM2 23V24H1ZM48 23V22H47ZM162 23H163V19H162ZM161 23V21H160V24H162ZM171 23V22H170ZM174 23V22H173ZM196 23V22H195ZM206 23H208V22H206ZM237 23V21L236 20H234V24L233 25H235ZM256 23V22H255ZM21 24V23H20ZM19 24V25H20ZM25 24H26V22H25ZM40 24H41V22H40ZM63 24V23H62ZM67 27L65 26V28H67L66 30H67V33H71V36H72V33L73 32H75L74 31V29H73V31L71 32V30H70V32H68L69 30V25H70V23H68L67 22ZM151 23H149L148 24V26L150 25ZM154 23H153V25H155ZM159 24V25H160ZM176 24V23H175ZM186 24V23H185ZM182 25L181 27L179 26L178 28L180 29V28H182L183 29V31H184V28L186 29V27L185 26H187V24L186 25ZM204 24V23H203ZM230 24V23H229ZM259 24V26L261 27V25ZM42 25V24H41ZM57 25L58 26H60V24L59 23H57ZM73 25V24H72ZM71 25V26H72ZM82 24H80V26H81ZM101 24L99 23V25L98 26H100ZM104 25H106V24H104ZM141 26H142V22H141V24H140ZM144 25H145V23H144ZM163 25V24H162ZM214 24H211V26H213ZM224 25V24H223ZM222 25V27H223V29L224 28H226V27H224ZM249 25V26H250ZM258 25V24H257ZM43 26V25H42ZM41 26V27H42ZM54 26H55V24H54ZM53 26V27H54ZM161 26V25H160ZM193 26V25H192ZM196 26H197V24H196ZM201 26H203V25H201ZM201 26H199V27H201ZM215 26V25H214ZM231 26V25H230ZM241 26V25H240ZM243 27L244 26H246V25H242ZM249 26H247V27H249ZM26 27V26H25ZM45 27V26H44ZM111 27H112V25H111ZM145 27H147V26H145ZM152 27H154V26H152ZM195 27V26H194ZM193 27V28H194ZM198 27V26H197ZM197 27H196V29H197ZM198 27V29H197V31H196V29L194 28V30L196 31V32H201L200 31V29L202 30V27L201 28H199ZM206 27L207 28H209L208 26H207V24H206ZM35 28V27H34ZM60 28V27H59ZM74 28V27H73ZM104 28H106V27H104ZM113 28V27H112ZM174 28V30H176V28H177V26H176V28L175 27H173ZM189 28H191L190 26H189ZM188 28V29H189ZM207 28H204L205 30H208ZM217 28V27H216ZM246 28V27H245ZM48 30H50L51 28L50 27H48L47 28ZM61 29V28H60ZM107 29V28H106ZM218 29V28H217ZM227 29V28H226ZM225 29V30H226ZM234 29V28H233ZM53 30H54V28H53ZM81 30L83 31V30H85V29H82V27H81ZM108 30V29H107ZM110 30V29H109ZM112 30V29H111ZM110 30V31H111ZM115 30V29H114ZM246 30V29H245ZM52 31V30H51ZM164 31H166V30H164ZM179 31H182L181 29L179 30ZM192 31V30H191ZM194 31V34L196 33ZM217 31V30H216ZM38 32V31H37ZM55 32V31H54ZM59 32V31H58ZM116 32V31H115ZM114 32V33H115ZM168 31H166V33H167ZM187 32V31H186ZM188 32H190V30L188 31ZM198 32V33H199ZM211 32H212V30H211ZM215 31H213V33H214ZM234 32V31H233ZM240 32V33H239ZM61 33V32H60ZM63 33V32H62ZM110 33V32H109ZM163 33V32H162ZM182 33V32H181ZM197 33V34H198ZM219 33V32H218ZM39 34H40V32H39ZM38 34V35H39ZM53 34V33H52ZM69 34H64L65 36L67 35V37H70L69 36ZM165 33H163V35H164ZM168 34V33H167ZM175 34H177V33H175ZM184 34V33H183ZM188 34V33H187ZM191 35H188V37H190V36H192L193 37V33H190ZM200 34V33H199ZM202 35H206V34H203V31H202V33H201ZM200 34V35H201ZM56 35V34H55ZM55 35H53V36H55ZM59 35H61V34H59ZM107 35H109V34H107ZM107 35H104L105 37V41L108 39L107 37H109V36H107ZM120 35V34H119ZM162 35V34H161ZM162 35V37H164ZM173 36L172 37H176V35L174 36V34H172ZM236 35V34H235ZM45 36H47V35H45ZM51 36V37H50ZM61 36H63V34L61 35ZM64 36V37H65ZM77 36V35H76ZM80 36V35H79ZM89 36H86V38L87 37H89ZM127 36V35H126ZM170 35H168V37H169ZM180 36V35H179ZM207 36H209V35H207ZM212 36V35H211ZM211 36H209V37H211ZM219 36V35H218ZM234 36V35H233ZM241 36V37H242ZM116 37V36H115ZM114 37V38H115ZM150 37V36H149ZM152 37V36H151ZM181 37V36H180ZM183 37H185V36H182V40L184 41V38ZM195 38H196V36H194ZM203 37V36H202ZM209 37H207V39L206 38H204L203 40L204 41H206L207 42V40H208V45H211V43H212V40L214 39V37L215 36H213V38H212V40H209ZM235 37V36H234ZM244 37V38H245ZM66 38V37H65ZM70 38H72L71 40H69L68 38H66V40L68 39L69 41H72V43H70L71 45H74L73 44V41L75 42L76 40V38L74 39L73 37H70ZM90 38V37H89ZM104 38H102L103 39V41H104ZM112 38V36H111V40L110 41H112V40H115L116 39V41H117V38ZM128 38V37H127ZM157 38V37H156ZM161 38V37H160ZM174 38H172V39H174ZM178 37H176V39H177ZM210 38V39H211ZM216 38V37H215ZM220 38H222V42L226 39V37L224 38V36L223 37H220ZM224 38V39H223ZM236 38V37H235ZM50 39V40H51ZM55 39V38H54ZM82 39V42H84V40H83V38H81ZM95 39V38H94ZM120 39H121V36H120ZM149 39V38H148ZM158 39V38H157ZM176 39H174V40H176ZM188 39V38H187ZM186 39V41H188ZM199 39H202V38H200L199 37ZM38 40V39H37ZM36 40V41H37ZM80 40V39H79ZM89 40H92V39H89ZM133 40V39H132ZM154 40V39H153ZM168 40V39H167ZM169 40H171V38L169 37ZM174 40H172L173 42L172 43H174L175 41ZM178 41H176L177 43H178V45H181L182 43H180L179 44V40H180V38H178L177 39ZM182 40H181V42H182ZM196 40H198V38L196 39ZM194 38L192 39V41H196ZM231 40V39H226V41H227V43L229 42V41ZM46 41H48V44H47V42ZM104 41V42H105ZM156 43H158L159 42V39L158 40H154ZM200 41V40H199ZM209 41H211V43L209 44ZM214 42H215V44H217V45H215L214 44V42H213V44L216 46H214V45H212V46H214L215 47V50L216 49H223L224 48V46L226 45L227 46V44L224 42V46H222L223 44L221 43V41L220 40H218V39H215V40H213ZM235 41V39H233V42ZM237 41V40H236ZM263 41H264V39H263ZM50 42V43H49ZM52 42V43H51ZM60 43H61V41H59ZM58 42V44L60 45V43ZM64 41H63V39H62V43H63ZM109 42V41H108ZM118 42V41H117ZM121 42H122V40H121ZM121 42H119V45H120V43ZM125 42V41H124ZM134 42V41H133ZM160 42H162L161 40H160ZM159 42V44H161ZM164 42V41H163ZM169 42V41H168ZM202 42V41H201ZM201 42H199V43H201ZM206 42H202L201 44L203 45V43H206ZM232 42V41H231ZM232 42V43H233ZM35 43V42H34ZM54 43V44H53ZM61 43V44H62ZM91 43H93V42H91ZM95 43H96V41H95ZM95 43H94V45H95ZM113 43V42H112ZM171 43V44H172ZM192 43V42H191ZM190 43V44H191ZM220 43V44H219ZM232 43H230V44H232ZM40 44V43H39ZM52 44V45H51ZM64 44V43H63ZM69 44V45H70ZM83 43H81V46H83L82 45ZM88 44H89V42H88ZM87 43H86V45L87 46H85V48L83 49V47H82V51L84 50V52H83V62H84V64H85V66H86V68L85 67H83V68H85L88 72L86 73L87 74V78L88 79H90V82L92 81H94V83H93V85L95 84V88H94V86H93V88H92V90L94 91L95 89V91L97 92V93H100L101 91H104L105 90V88H104V82L107 84L108 83V86H114L115 84H117L118 82H119V80L118 79H121L122 78V76H121V78H118V79H113V76L115 77V73L112 75V78L109 76H107V78H104V73L106 74L107 73V71H108V69L107 68H105L104 67V65L102 66L103 67V69L105 68L106 69V72H104L105 70H103V72L102 71H100V70H98V69H100V68H96V66H95V62H94V55L92 54V53H95V55L97 54H99L98 53V51L100 50L99 48L97 49V47H92L90 44L88 45ZM114 44V43H113ZM117 44L118 43H116V46H117ZM125 44H129V43H125ZM135 44H137V43H135ZM153 44H155L154 42H153ZM158 44V45H159ZM167 44V43H166ZM170 44V43H169ZM169 44H168V47H170L169 46ZM176 44V43H175ZM174 44V45H175ZM200 44V45H201ZM219 44V45H218ZM222 44V45H221ZM229 43H228V46L230 45ZM70 45V46H71ZM85 45V44H84ZM93 45V44H92ZM100 45V44H99ZM103 45V44H102ZM102 45H101V47H102ZM105 45V44H104ZM112 45V44H111ZM111 45L109 44L108 46L110 47V50L112 49L111 48ZM157 45V44H156ZM162 46H163V43L161 44ZM185 45V49H186V54H187V56H188V53H187V50L189 51V45H188V42H185V43H183V46ZM186 45H188V46H186ZM233 46L234 45H236V44H232ZM259 45H261L260 43H259ZM259 45H257V47L259 46ZM262 45L264 46V44L262 43ZM75 46V45H74ZM88 46H89V48H94V52L90 49L89 50V48H88ZM125 46V45H124ZM165 44H164V47L163 48H165ZM212 46H210V47H212ZM217 46H219V48H217ZM232 46V47H233ZM240 46V45H239ZM242 46V45H241ZM248 46V48H249V45H247ZM247 46H245V47H247ZM0 47V48H1ZM36 47V46H35ZM38 47V46H37ZM77 47V46H76ZM108 47V48H109ZM126 47V46H125ZM125 47H123V49L125 48ZM135 47V46H134ZM134 47H132V48H134ZM136 47H137V45H136ZM167 47V46H166ZM168 47H167V49H168ZM178 47V46H177ZM209 47V46H208ZM209 47V48H210ZM222 47V48H221ZM236 47V46H235ZM23 48H24V50H26L27 49V51H23L24 52V54H23V52L22 53H20L21 52V50H23ZM39 48V47H38ZM63 47H61V49H62ZM65 48H67V47H65ZM71 48V47H70ZM120 49L119 50H122L121 48V46L119 47ZM126 48H128V45H127V47ZM179 48H181V47H179ZM197 48H198V46H197ZM206 48V47H205ZM208 48V49H209ZM234 48V47H233ZM239 48V47H238ZM237 48V49H238ZM243 48V47H242ZM247 48V49H248ZM250 48H252L251 46H250ZM20 49V50H19ZM37 49V48H36ZM35 49V50H36ZM74 49V48H73ZM72 49V50H73ZM105 49V48H104ZM191 49H194V48H191ZM202 49H204V48H202ZM213 49L214 48H212V50H211V52L213 51ZM236 49V48H235ZM240 49V48H239ZM238 49V50H239ZM244 49V48H243ZM246 48H245V50H247ZM256 49V48H255ZM19 50V51H18ZM34 50V51H35ZM39 50H41L40 48H39ZM63 50H65V49H62L61 50V52L63 51ZM68 50V49H67ZM66 50V51H67ZM70 50V49H69ZM98 50V51H97ZM102 50V49H101ZM100 50V51H101ZM112 50H114V49H112ZM135 50V49H134ZM174 50H176V49H171V50H169L170 52L171 51H174ZM182 50V49H181ZM210 50V49H209ZM209 50H207L208 52H209ZM214 50V51H215ZM229 50V48L226 50V51H228ZM242 50V49H241ZM252 50V49H251ZM75 51V50H74ZM79 51V50H78ZM108 51V50H107ZM106 51V52H107ZM142 51V50H141ZM165 51V50H164ZM163 51V52H164ZM204 51H206V49L204 50ZM33 52V53H32ZM68 52V51H67ZM92 52V53H91ZM97 52V53H96ZM105 52V53H106ZM140 52V51H139ZM144 52V51H143ZM142 52V53H143ZM160 52H161V50H160ZM159 52V53H160ZM170 52H168V53H170ZM182 52L183 51H181V54H182ZM190 52V51H189ZM200 52H201V50L199 51V54H200ZM210 52V53H211ZM217 52V50L215 51V53ZM218 52H220L219 50H218ZM218 52H217V54H218ZM230 52V51H229ZM239 52H242V51H239ZM238 52V53H239ZM63 53H65V52H63ZM101 53H103V52H101ZM100 53V59L101 58H104V57H101V54ZM108 54H109V52H107ZM106 53V55L107 56H111L112 57V54H111V51H110V54L108 55ZM112 53H113V51H112ZM120 54H122V56L124 55V53H126V52H124V53H122V52H119ZM128 53V52H127ZM130 53V52H129ZM131 53H133V52H131ZM141 53V55L143 56V54L145 53H143L142 54ZM167 53V54H168ZM176 53V52H175ZM196 53V52H195ZM194 53V54H195ZM202 53V52H201ZM214 53V54H215ZM223 53V52H222ZM230 53H232V52H230ZM255 53H257V52H255ZM62 54V53H61ZM68 54V53H67ZM66 54V55H67ZM69 54H72V55H74L72 52L71 53H69ZM117 54H118V52H117ZM135 54V53H134ZM165 54V53H164ZM171 55H172V53H170ZM170 54L168 55V58H169V56H170ZM198 54V57L200 56L201 57V55H199ZM213 54V53H212ZM217 54H215V55H217ZM226 54V53H225ZM236 54V53H235ZM96 55V56H97ZM116 55V54H115ZM119 55V54H118ZM145 55V54H144ZM163 55V54H162ZM183 55V54H182ZM185 55V54H184ZM211 55V54H210ZM228 55V54H227ZM232 55V54H231ZM104 56V55H103ZM129 56H130V58H132V56H131V54H129ZM134 56V55H133ZM204 56H205V54H204ZM214 56V55H213ZM222 57V55L220 56V55H217V56H214V57ZM225 56V55H224ZM264 56V55H263ZM18 59H17V58ZM19 57H20V60H19ZM111 57H109V59H107L105 62H108V63H105V64H107L108 66H109V62L111 61L110 60V58ZM164 57H166V54H165V56ZM183 57V56H182ZM185 57V56H184ZM183 57V59L185 60L187 57H185L184 58ZM189 57V56H188ZM190 57H192L193 58V55L191 56V54H190ZM195 57H197V56H195ZM209 57V56H208ZM254 57V56H253ZM259 57H260V55H259ZM42 58V59H41ZM74 58H75V56H74ZM95 58H98V56L97 57H95ZM115 58V57H114ZM118 58H122V57H118ZM118 58H116V59H118ZM126 58V57H125ZM125 58H122V60H125ZM130 58H127V60L128 59H130ZM137 58V57H136ZM145 58V57H144ZM151 58V57H150ZM174 58H175V56H174ZM177 58V57H176ZM203 58V57H202ZM258 58V57H257ZM55 59L56 60H58L57 62H55ZM63 59V58H62ZM61 59V60H62ZM72 59H73V56H72ZM76 59V58H75ZM97 60V64L99 65L100 63H99V61H101V60ZM112 59V58H111ZM146 59V58H145ZM144 59V60H145ZM170 59H171V57H170ZM172 59H173V57H172ZM171 59V60H172ZM178 59V58H177ZM189 59V58H188ZM217 59V58H216ZM254 60H255V58H253ZM252 59V60H253ZM119 61L121 60V59H118ZM122 60H121V62H119V63H121V64H116V62H117V60H115L116 62L113 64V60L111 61L112 63H110L111 65L110 66H114V65H120L119 67H121L122 68V64L123 63H125L124 61H123V63H122ZM136 60V59H135ZM135 60L133 59V61H134V63H136L135 64V66H137V60H136V62H135ZM252 60H250V61H252ZM260 59L258 58V61H259ZM263 60H264V58H263ZM8 61V62H9ZM71 61V60H70ZM74 61V60H73ZM78 61V60H77ZM96 61V60H95ZM126 61V60H125ZM133 61H130V64L132 63L133 64ZM244 61V60H243ZM242 61V62H243ZM256 61V60H255ZM260 61H262V60H260ZM7 62V63H8ZM22 62V63H21ZM79 62V61H78ZM127 62V61H126ZM146 62V61H145ZM144 62V63H145ZM249 62V61H248ZM264 62V61H263ZM263 62H261V63H263ZM58 63V64H59ZM118 63V62H117ZM142 63V62H141ZM253 63H254V61H253ZM72 64L74 65V63L72 62ZM83 63H81V65H82ZM102 64H104L103 62H102ZM129 64V67L131 66ZM146 64H147V62H146ZM146 64L144 65L143 64V66H146ZM252 64V63H251ZM255 64V63H254ZM18 65V64H17ZM21 65H18L19 67L21 66ZM73 65H71V66H73ZM97 65V66H98ZM124 65V64H123ZM126 65V64H125ZM236 65V64H235ZM259 65V64H258ZM10 66V65H9ZM18 66H16L17 68H19ZM58 66V65H57ZM82 66H84V65H82ZM135 66H132V68L134 67V70L136 69L135 68ZM228 66V65H227ZM226 66V67H227ZM253 67H254V65H252ZM252 66L250 67V69H252ZM69 67V66H68ZM67 67V68H68ZM76 66H74V68H75ZM99 67V66H98ZM118 67V69H120L121 70V68H119ZM126 67V66H125ZM154 67V66H153ZM237 67V66H236ZM244 67V66H243ZM246 67H249V66H246ZM258 67V66H257ZM263 67H264V65H263ZM5 68V67H4ZM98 70V71H100V72H98L96 69ZM126 68H128V67H126ZM131 68V67H130ZM143 69H144V67H142ZM142 68H140L141 69V71H140V73L139 74H141V72H142ZM158 66H157V68L155 69V70H157V71H159L158 70ZM242 68V67H241ZM1 69V68H0ZM10 68H8L7 67V69H5V70H8L9 72L11 71V70H9ZM64 69H66V68H64ZM63 68H62V70L65 72V73H67L66 71H68L67 69L66 70H64ZM84 69V70H85ZM123 69V68H122ZM139 69V68H138ZM202 69V68H201ZM220 69V68H219ZM239 69V68H238ZM248 69V68H247ZM71 70V69H70ZM77 70V69H76ZM115 70V69H114ZM124 70V69H123ZM127 70H129V69H127ZM179 70V69H178ZM185 70H188V69H185ZM197 70H199L200 72H201V70L200 69H197ZM208 70H210V69H208ZM222 70H223V68H222ZM2 71H4V70H2ZM62 71V72H63ZM74 71V70H73ZM111 70H109L108 72H110ZM115 71H117V77H119L120 76V74H124V73H126L125 71H126V69H125V71L124 72H121V71H119V70H115ZM136 71V70H135ZM147 71V70H146ZM196 71V70H195ZM195 71H191L190 73H194L195 74ZM219 71V70H218ZM224 71V70H223ZM230 71V70H229ZM239 71H241L240 69H239ZM261 71H263V70H261ZM260 71V73L262 74V76H263V74H264V72L262 73ZM1 72V71H0ZM5 72V71H4ZM2 73L1 72V74H3V76H7L8 74L6 73ZM24 72V71H23ZM70 72V71H69ZM75 72H77V71H75ZM95 72V73H94ZM102 72V73H101ZM112 72V71H111ZM118 72L120 73V74H118ZM131 72V71H130ZM139 72V71H138ZM182 72H183V70H182ZM202 72H205V68H203V70H202ZM215 72V71H214ZM178 73V72H177ZM187 73V72H186ZM216 73V72H215ZM221 73H222V71H221ZM225 73H227V72H225ZM243 73V72H242ZM5 74V75H4ZM11 74V73H10ZM78 74H79V72H78ZM82 74V73H81ZM109 74V73H108ZM153 74V73H152ZM159 73H157V75H158ZM185 74V73H184ZM201 74V73H200ZM205 74V73H204ZM204 74L202 73L201 75H203L204 76ZM229 74V72L227 73V75ZM235 74V73H234ZM251 74V73H250ZM260 74V75H261ZM12 75V74H11ZM63 75V74H62ZM72 75H73V73H72ZM128 75H130L129 74V72H128ZM148 75V74H147ZM178 75V74H177ZM181 75V74H180ZM189 75V74H188ZM199 76L200 78L202 77V76ZM222 76L224 75V74H221ZM226 75V76H227ZM3 76H2V78H3ZM12 76H14V74L12 75ZM65 77H66V75H64ZM69 76V73H67V77ZM70 76H71V74H70ZM135 76V75H134ZM154 76H155V74H154ZM160 76H161V74H160ZM165 76V75H164ZM163 76V77H164ZM194 76V75H193ZM208 76V75H207ZM210 76V75H209ZM231 76V75H230ZM243 76H244V74H243ZM249 76V75H248ZM11 77V76H10ZM9 77V78H10ZM17 77V78H16ZM77 77H80V75L78 76H76V77H73V79H74V81H78L79 80V78L77 79ZM143 77V76H142ZM148 77H149V75H148ZM148 77H146V78H148ZM173 77V76H172ZM172 77H171V79H172ZM195 77H196V75H195ZM198 77V78H199ZM205 77H206V74H205ZM221 77V76H220ZM232 77V76H231ZM250 77V76H249ZM6 78H8V76L6 77ZM124 78V77H123ZM137 78V77H136ZM135 78V79H136ZM141 78V77H140ZM156 78V77H155ZM170 78V77H169ZM206 78H208V77H206ZM228 78H229V76H228ZM227 78V79H228ZM244 78V77H243ZM251 78V77H250ZM254 78H256V77H254ZM254 78L252 79V80H254ZM260 78H264V77H261L260 76ZM11 79V78H10ZM9 79V80H10ZM14 79H16L17 80V82L18 83H16L15 81H14ZM61 79V78H60ZM67 79V78H66ZM72 79V80H73ZM154 79V78H153ZM167 79H168V77H167ZM191 79H194L192 76H191ZM203 79L204 78H202V84H203ZM209 79H210V77H209ZM227 79H225L226 81H227ZM233 81L232 82H230L231 84H233V86H231V84H230V88H231V90H229L230 91V93H229V91H228V88H229V86H228V88L226 89V92H228L229 94H231V95H229V96H233L234 97V95H238V97L240 96V94H241V92H239V91H241L242 90V93L244 94H242L243 95V97L244 96H246V94H248V97H249V93H250V90H247L248 92H246V86L244 87L245 88V90L242 88V87H240V86H238V85H240L241 83H239V84H235V83H238V82H236V80L235 79H233V78H231ZM1 80H3V79H1ZM4 80H5V77H4ZM12 80V79H11ZM54 80V81H53ZM71 80V81H72ZM151 80V79H150ZM156 80H157V78H156ZM156 80H155V82H156ZM158 80H159V78H158ZM164 80V79H163ZM179 80V79H178ZM199 80V79H198ZM197 80V81H198ZM222 81H220V82H223V81H225L224 79H221ZM260 80H262V79H260ZM259 80V81H260ZM53 81V82H52ZM58 81V80H57ZM67 81V80H66ZM74 81H73V83H74ZM80 81V80H79ZM82 81V80H81ZM96 81V82H95ZM124 81V80H123ZM133 81V80H132ZM139 81V79L137 80V82ZM145 81H146V79H145ZM161 81V80H160ZM165 81V80H164ZM164 81H163V83H164ZM201 81V80H200ZM200 81H199V83H200ZM214 81V80H213ZM218 81H219V79H218ZM231 81V80H230ZM235 81V82H234ZM246 81H247V77H246ZM250 81V80H249ZM258 81V80H257ZM6 82H7V84L8 83H10V82H8L7 80H6ZM12 82H11V85H12ZM62 82V83H61ZM83 82V81H82ZM91 82V83H92ZM127 82V81H126ZM125 82V83H126ZM159 82V81H158ZM177 82V81H176ZM179 82V81H178ZM192 82H194V81H192ZM191 82V83H192ZM212 82V81H211ZM216 82V81H215ZM229 82V81H228ZM228 82H226V84L228 83ZM248 82V81H247ZM114 83V84H113ZM124 83V82H123ZM124 83V84H125ZM135 83H136V80H135ZM143 83V82H142ZM150 83H151V81H150ZM161 84H158V85H161L160 87H162L163 86V83H162V81L160 82ZM170 83V82H169ZM224 83V82H223ZM222 83V84H223ZM245 83V82H244ZM252 84H253V82H251ZM258 83H261V81L260 82H258ZM262 83H263V81H262ZM262 83H261V85H262ZM63 84V85H62ZM81 84H83V83H81ZM96 84H97V86L99 87V89H97L98 87L96 86ZM132 84V83H131ZM131 84H128V85H131ZM134 84V83H133ZM155 84V83H154ZM154 84H153V88H154ZM167 84V83H166ZM197 84H198V82H197ZM207 84V83H206ZM215 84V83H214ZM213 84V85H214ZM225 84V83H224ZM224 84H223V86H224ZM10 85V84H9ZM61 85H62V88H61ZM120 85V84H119ZM156 86H157V84H155ZM175 85H176V83H175ZM204 89L206 88V91L205 92H203L204 94L205 93H207L208 91H207V88L208 87H205V82H204ZM220 85V84H219ZM218 85V86H219ZM228 85H229V83H228ZM234 85H235V87H236V85H237V87H236V89L238 90V87H239V90H238V92L240 93H238L237 92V90L235 89V87H234ZM257 85H259L260 86V84H257ZM256 85V86H257ZM106 86V85H105ZM107 86V87H108ZM140 86H142V84L140 85ZM147 86H149V85H147ZM155 86V87H156ZM169 86V85H168ZM177 86V85H176ZM185 86V85H184ZM184 86H182L183 88H185ZM197 86V85H196ZM208 86H209V84H208ZM215 86V85H214ZM214 86H212L213 88H214ZM217 86V85H216ZM90 87V86H89ZM97 87V88H96ZM106 87V88H107ZM118 87V86H117ZM124 87V86H123ZM123 87H121V89L123 88ZM130 87H132V86H130ZM149 87H151V86H149ZM159 86H158V88L157 89H159L160 88ZM164 87V86H163ZM166 87V86H165ZM190 87V86H189ZM193 86H191V88H192ZM224 87H226V86H224ZM264 87V86H263ZM8 88H9V86H8ZM60 88H61V90H60ZM109 88V87H108ZM111 88V87H110ZM109 88V91H108V94H109V92H110V89ZM113 88H115L116 89V91L117 90H120V89H117L115 86L113 87ZM120 88V87H119ZM144 88V87H143ZM177 88L179 89V87L177 86ZM194 88V87H193ZM217 88V87H216ZM215 88V89H216ZM219 88V87H218ZM229 88V89H230ZM241 88V89H240ZM255 88V87H254ZM7 89V88H6ZM10 89H13L12 88V86L10 87ZM101 89V90H100ZM103 89V90H102ZM141 89V88H140ZM147 89H148V87L144 90L143 89V91H142V94H140V95H143V92L144 91H147ZM150 89H152V88H150ZM149 89V90H150ZM162 89V88H161ZM200 89V88H199ZM221 89H222V85H221ZM223 89H225V88H223ZM233 89H235V91L233 90ZM259 89V88H258ZM14 90H12V91H14ZM98 90H99V92H98ZM133 90V89H132ZM135 90H137V89H135ZM135 90H133L134 91V94L136 95V92H135ZM153 90V89H152ZM164 90V89H163ZM166 90H168L169 91V89H166ZM165 90V91H166ZM184 90V89H183ZM182 89H181V91H183ZM220 90V89H219ZM244 90V91H243ZM9 91V90H8ZM92 91V92H93ZM115 91V90H114ZM113 91V92H114ZM133 91H131V94L133 93ZM151 91V90H150ZM149 91V92H150ZM201 91H203L202 90V88H201ZM213 91L214 92H216L215 90H213L212 89V93H213ZM234 91V92H233ZM258 91V90H257ZM263 91H264V89H263ZM91 92V93H92ZM95 92V93H96ZM112 92V91H111ZM112 92V94H115V96L117 97V93H113ZM156 92H158V91H156ZM180 92V91H179ZM188 92V91H187ZM186 92V93H187ZM209 92H210V89H209ZM209 92H208V94H209ZM225 92V91H224ZM226 92L224 93V94H226ZM232 92V93H231ZM238 93V94H235V93ZM244 92H246V94L244 93ZM259 92V91H258ZM141 93V92H140ZM160 93V92H159ZM184 93V92H183ZM191 93V92H190ZM190 93H189V95H190ZM217 94H219L218 92H216ZM263 93V92H262ZM93 94V93H92ZM91 94V95H92ZM105 94V93H104ZM106 94H107V92H106ZM107 94V95H108ZM130 94V96H132V95H134V94H132L131 95ZM145 94H146V96H145ZM143 96H145L146 98H150L149 96H147V92L145 93ZM150 93H148V95H149ZM181 94V93H180ZM215 94V93H214ZM213 94V95H214ZM223 94V95H224ZM234 94V95H233ZM258 94V93H257ZM102 95V94H101ZM126 95V94H125ZM128 95H129V93H128ZM139 95V94H138ZM167 95V94H166ZM169 95V94H168ZM171 95V94H170ZM220 95H222L221 93H220ZM219 95V96H220ZM261 95V94H260ZM8 96V95H7ZM6 96V97H7ZM94 96H96V97H99V98H95ZM108 96H111V95H108ZM119 96H120V94H119ZM137 96V95H136ZM156 96V95H155ZM184 96V98H185V96H188V95H183ZM192 96H194L193 94L190 96V97H192ZM198 96V95H197ZM197 96H196V98H197ZM200 96H201V93H200ZM219 96H217V97H219ZM253 96V95H252ZM255 96V95H254ZM263 96H264V94H263ZM66 97H70L69 99L71 100V101H68L67 99H66ZM86 97H87V99H88V96L86 95ZM103 97V96H102ZM105 98H104V100L106 99V97L107 96H104ZM126 98H128L127 96H125ZM135 97V96H134ZM166 97H168V96H166ZM228 97V96H227ZM237 97V98H238ZM247 97V96H246ZM245 97V98H246ZM248 97H247V102H248ZM262 97V96H261ZM109 97H107V100H109L108 99ZM133 98V97H132ZM137 97H135L134 99H136ZM154 98V97H153ZM157 98H159V97H157ZM156 98V99H157ZM161 98V97H160ZM163 98V97H162ZM165 98V97H164ZM169 98V97H168ZM168 98H165L166 100L168 99ZM193 98V97H192ZM195 97H194V102H195V100H196V102H195V104L196 103H198V105L199 106H202L201 104H200V100L202 99H198V101H197V99H196ZM200 98V97H199ZM215 98V97H214ZM232 97H230V99H231ZM237 98H233V100H237ZM244 98V99H245ZM251 97H249V99H250ZM253 98H255V100H256V98L257 97H253ZM253 98H251L250 100H251V102H252V99ZM111 99V98H110ZM129 99V98H128ZM146 100V103H145V105L147 104V102H149L150 103V99L149 100ZM152 99V98H151ZM188 99V98H187ZM187 99H186V101H187ZM208 99V98H207ZM228 99H229V97H228ZM263 99V97L261 98V100L259 101L260 103H261V105L264 103V100H262ZM117 100V99H116ZM123 100H125V99H123ZM133 100V99H132ZM144 100V99H143ZM189 100V99H188ZM191 100V99H190ZM205 100V99H204ZM232 100V99H231ZM230 100V101H231ZM232 100V101H233ZM255 100H253V102H255ZM18 101V100H17ZM101 101V102H100ZM109 101H111V100H109ZM108 101V102H109ZM114 100H113V97H112V102H113ZM127 102L129 101V100H126ZM126 101L124 102V107H125V104H126ZM153 101V100H152ZM156 101V100H155ZM154 101V102H155ZM161 101V100H160ZM210 102H211V100H209ZM219 101H220V98H219ZM225 101H227L226 99H225ZM16 102V101H15ZM112 102H109V103H112ZM143 102V101H142ZM162 102V101H161ZM161 102H159V103H161ZM191 102V101H190ZM193 102V101H192ZM210 102H208V104L210 103ZM212 102H214V101H212ZM212 102H211V104H212ZM215 102H217V100H215ZM214 102V103H215ZM221 102V101H220ZM241 103H243L242 101H240ZM240 102H237L238 103V105H241L240 104ZM244 102H246L245 100H244ZM252 102V103H253ZM18 103V102H17ZM100 103V104H99ZM104 103H105V105H107L108 103H106L105 101H104ZM156 103V106H158L157 104H159L158 103V100H157V102H155ZM165 103V102H164ZM163 103V104H164ZM168 103V102H167ZM189 103V102H188ZM230 103V102H229ZM236 102H234V104H235ZM250 103V102H249ZM249 103H247V105H249ZM258 102L256 101V104H257ZM98 104H99V106H98ZM132 104V103H131ZM143 104V103H142ZM142 104L140 105L139 104V106H141L142 107V111L145 109L146 110V107L144 106V109H143V106H142ZM169 104V103H168ZM167 104V106H169ZM172 104V103H171ZM176 104V103H175ZM194 104V103H193ZM203 105H204V103H202ZM207 103L204 105V107L206 108V106H209ZM217 104V103H216ZM232 104V103H231ZM244 104V103H243ZM246 104V103H245ZM255 104V103H254ZM254 104H252V105H250L251 107H253L254 108ZM256 104H255V106H256ZM13 105V104H12ZM114 105V104H113ZM127 105V104H126ZM135 105H133V106H135ZM151 105V104H150ZM190 105V104H189ZM212 105H214V104H212ZM218 105V104H217ZM223 106H224V104H222ZM226 105V104H225ZM229 105V104H228ZM236 105V104H235ZM237 105V106H238ZM18 106V105H17ZM160 106V105H159ZM158 106V107H159ZM195 106V105H194ZM216 106V105H215ZM223 106H221L220 105V107H219V105L217 106V107H215L214 108V110H213V112H217V111H215V109L216 108H219V109H221V107H223ZM230 107H232L233 106V104L232 105H229ZM228 106V107H229ZM249 106V107H250ZM102 107H104V106H101V108ZM119 106H117V108H118ZM154 107H155V105H154ZM196 107H197V104H196ZM212 107V106H211ZM224 107H226L225 109H228L227 111H229V110H231L230 109V107L229 108H227V105L226 106H224ZM249 107H248V109H249ZM15 108H17V107H15ZM100 108V109H101ZM106 108V107H105ZM109 107H108V105H107V108H106V110L108 109ZM152 109H156V108H153V107H151ZM171 108V107H170ZM174 108V107H173ZM178 108V107H177ZM199 108V107H198ZM202 108H203V106H202ZM205 108H203V109H205ZM264 108V107H263ZM151 109V110H152ZM180 109V108H179ZM194 109V108H193ZM219 109H216V110H218L219 111ZM236 109V108H235ZM256 109V108H255ZM105 110V109H104ZM105 110V111H106ZM111 110V109H110ZM174 110H176L177 111V109H174ZM205 110H209L208 108L207 109H205ZM224 110V109H223ZM17 111V110H16ZM172 111V110H171ZM226 111V110H225ZM225 111H222V114L223 115H225L226 113H225ZM235 111H237V110H235ZM235 111H233V112H235ZM251 111V112H250ZM18 112V111H17ZM85 112H87V110L85 111ZM91 112V111H90ZM151 112H153V110L151 111ZM155 112V111H154ZM163 113H164V108H163V111H162ZM224 112V113H223ZM256 112V111H255ZM100 113H103L104 115L105 114H107L106 115V117L103 115V114H101V115H103L104 116V119L105 118H109V117H111L110 116V113H105V112H100ZM163 113L161 114V112H160V114L163 116ZM186 113V112H185ZM194 113H195V111H194ZM198 113V112H197ZM221 114L220 112H217V114ZM228 113V112H227ZM254 113V112H253ZM109 114V115H108ZM120 114V113H119ZM118 114V115H119ZM167 114V113H166ZM165 113H164V115H166ZM175 114H177V113H175ZM218 114V115H219ZM93 115V114H92ZM100 115V114H99ZM99 115L97 114V116L95 115L93 118L95 119L96 117H99ZM117 115V116H118ZM142 115V116H141ZM156 115V114H155ZM171 115V114H170ZM192 115V114H191ZM209 115V114H208ZM229 115V114H228ZM227 115V117H226V115H225V118H228V119H226V120H229L230 118H229V116ZM236 115H237V112H236ZM161 116V117H162ZM167 116V117H166ZM166 116H164V118L162 119L161 117H159V118H161V120H164V121H162L163 122V124L161 125V123H160V127L158 126V123H157V128L156 129H158V130H160V129H163V128H161L162 126L164 127V123L165 124H167L166 122H165V119L166 118H168V114L166 115ZM181 116V115H180ZM187 115L185 114V117H186ZM189 117H190V115H188ZM187 116V117H188ZM87 117V116H86ZM102 116H100V118L99 119H97V121H95V123H96V125L95 126H97V124L99 123L98 122V120H101L102 119V121H100V122H104V124L106 123L104 120H103V118H101ZM115 117V116H114ZM149 117V116H148ZM147 117V118H148ZM166 117V118H165ZM185 118L186 120L189 118ZM194 117H195V115H194ZM236 117H234L235 118V121H234V118H233V125L232 126H235V124L238 122V120L236 119ZM146 118V117H145ZM172 118V115H171V117H170V119ZM184 118V117H183ZM204 118V117H203ZM221 118V116H219V119ZM224 118V119H225ZM95 119V120H96ZM149 119V118H148ZM170 119H168V120H170ZM176 118L175 117H173V121L171 122V124L170 123H168V126H166V131H167V128L169 129L170 127V125L172 126L173 124H174V120H175ZM181 119H182V117H181ZM184 119V120H185ZM197 119V118H196ZM196 119H194L193 118V120H194V122L196 121H198V119L196 120ZM218 119V118H217ZM93 120V119H92ZM160 120V121H161ZM186 120H185V122H186ZM189 121L191 120L190 118L188 119ZM236 120H237V122H236ZM109 121V120H108ZM150 121H152V119L151 120H149V122ZM159 121V122H160ZM189 121L187 122V124L189 123ZM200 121H202L201 119H200ZM222 121V120H221ZM85 122H86V120H85ZM94 121H92V123H93ZM145 122V121H144ZM153 122V121H152ZM178 123H179V121H177ZM190 122H192V123H190L192 126H190L189 128H185V130L187 129H192L193 128V121L191 120ZM199 122V121H198ZM197 122V123H198ZM209 122V121H208ZM225 122V121H224ZM228 122H230V121H228ZM232 122V121H231ZM236 122V123H235ZM87 123V122H86ZM109 123V122H108ZM201 123V122H200ZM200 123H198V124H200ZM235 123V124H234ZM103 124V123H102ZM107 124V123H106ZM150 124V123H149ZM185 124V123H184ZM196 125L197 126V129H196V131H198L199 132V134L197 133L196 135L197 136H202V133L200 134V127H202L203 125ZM202 124V123H201ZM204 124V123H203ZM224 124H226V122L224 123ZM101 125V124H100ZM108 125V124H107ZM151 125V124H150ZM154 125H155V121H154ZM204 125H206V124H204ZM229 125H231V123H229ZM86 126H88V125H86ZM98 126H99V124H98ZM102 126V125H101ZM100 126V127H101ZM108 126H110V125H108ZM174 126H177V123H176V125H174ZM188 126H189V124H188ZM194 126H195V124H194ZM195 126V127H196ZM198 126H200V127H198ZM210 126V125H209ZM209 126L207 127V128H209ZM212 126H214V125H212ZM211 126V127H212ZM104 127V126H103ZM102 127V128H103ZM178 127V126H177ZM205 127V126H204ZM210 127V128H211ZM155 128V127H154ZM172 128V127H171ZM170 128V129H171ZM179 128V127H178ZM199 128V129H198ZM206 128V127H205ZM214 128V127H213ZM212 128V129H213ZM231 128V127H230ZM104 129H106V128H104ZM174 129V128H173ZM195 129V128H194ZM202 129H204L203 127H202ZM246 129H248L247 131H246ZM164 130V131H165ZM176 130V129H175ZM186 130V131H187ZM236 130V129H235ZM238 130V129H237ZM241 130V129H240ZM240 130H238V132L240 131ZM100 131V130H99ZM103 132L102 133H104V130H102ZM161 131V130H160ZM169 131V130H168ZM178 131H180V130H178ZM177 130L175 131V132H178ZM195 131V130H194ZM202 131V130H201ZM204 132L206 131V129L205 130H203ZM242 131V130H241ZM244 131V130H243ZM80 132H82V133H80ZM232 132V131H231ZM164 133H166V132H163V135L165 136V134ZM186 133H188V132H186ZM191 133V132H190ZM189 133V134H190ZM240 133V132H239ZM82 134V135H81ZM157 134L159 135V131H157ZM161 134V133H160ZM194 134V133H193ZM220 134V135H219ZM221 134L223 135V136H221ZM154 135H156V134H153L152 133V136H150V137H154V139H155V137H157L158 135H156V136H154ZM162 135V136H163ZM174 135V134H173ZM195 135V134H194ZM176 136V135H175ZM187 136V135H186ZM149 137V138H150ZM167 137V136H166ZM174 137V136H173ZM178 137V139L176 138V139H171V140H173V141H175V140H178L177 142V144L179 145V147H177V148H180L179 150H181V147L180 146H182L183 144H181V143H183L184 141H180L179 140V135L177 136ZM188 137V136H187ZM231 137V136H230ZM237 137V136H236ZM158 138H160L159 136H158ZM158 138H156V139H158ZM169 138H172V136L170 135L169 136ZM185 138V137H184ZM192 138V139H191ZM191 138H190V140H191V142L193 141V138H195V137H192V135H191ZM202 138V137H201ZM225 138H226V135H225ZM227 138H228V140H229V136H227ZM154 139H153V141H154ZM182 139V138H181ZM149 140V141H148ZM161 140H164V139H161ZM166 140V139H165ZM168 141V147H169V142H171L172 144H174V142L173 141ZM152 141V140H151ZM199 141V140H198ZM198 141H194V142H198ZM227 141V139H225V142ZM162 142V141H161ZM166 142H167V140L164 142V144H166ZM258 142V141H257ZM158 143H160V142H157L156 144H158ZM189 143V142H188ZM188 143H187V145H188ZM176 143H175V145H177ZM190 144V143H189ZM191 144H193V143H191ZM190 144V145H191ZM257 144V143H256ZM161 145V144H160ZM172 146V145H171ZM170 146V147H171ZM156 147H157V145H156ZM158 147H159V144H158ZM161 147V146H160ZM176 147V146H175ZM174 147V148H175ZM190 147H192V145L190 146ZM245 147V148H244ZM162 148V147H161ZM183 148V147H182ZM186 148V147H185ZM252 148V147H251ZM150 149H152V151L150 150ZM166 149H168V148H166V146L164 145V148L162 149L163 151H161V153L162 152H166ZM170 149V148H169ZM172 147H171V151H172ZM191 149V148H190ZM154 150H155V146H154ZM157 151H158V149H157ZM170 151V150H169ZM170 151V152H171ZM175 151V150H174ZM183 151H185L184 150V148H183ZM158 152H160V149H159V151ZM182 152V151H181ZM160 153V154H161ZM167 153H169V152H167ZM192 153V152H191ZM190 153V154H191ZM148 154V155H147ZM162 154H165V153H162ZM171 154H173V153H171ZM185 154V153H184ZM153 155H155V157L153 156ZM176 155V154H175ZM178 155H179V153H178ZM227 155H230V156H232L233 157V162L232 163H226L227 165L229 164V168H226L227 166H225L224 167V169L226 168V170H228L227 172L225 171V173H226V175H227V179L228 180H230L229 181V183L231 182V184H232V180L233 181H238V180H240L242 177L243 178H245L244 176H246L247 177V181H246V184H247V187H248V189L250 190V196H249V198L247 199L246 197H244V196H241V194H245V193H242L241 192V194L239 195L240 197H244L245 198V200H246V202L245 203H243L242 201V203L243 204H238V203H235V204H232V203H230V204H232V206L230 205V204H226V205H229V206H226L225 204H222V203H220V200H221V192H224L225 191V189H226V186H224V184L222 183V182H224V180L222 181L218 176V174H217V172H215L218 168H216L217 167V165H215V167L212 165V163L213 164H215L214 163V161L213 160H216V158H218V157H226ZM157 156H158V154H157ZM180 156V155H179ZM182 157H180V158H183V155H181ZM230 156H228V159L230 160V158H232V157H230ZM154 157V158H153ZM162 157H164L163 155H162ZM174 157V156H173ZM230 157V158H229ZM160 158H161V156H160ZM169 159H170V157H168ZM175 158V157H174ZM189 158V157H188ZM191 158V157H190ZM195 158V159H196ZM227 158V157H226ZM173 159V158H172ZM176 159V158H175ZM185 158H183L182 160H184ZM222 159V158H221ZM177 160V162H175ZM175 161L174 160H172L173 161V163L175 162V163H178L179 161H178V158L176 159ZM188 160V159H187ZM219 160V159H218ZM213 161V162H212ZM224 161V160H223ZM227 161V160H226ZM169 162H171V159L169 160ZM188 162V161H187ZM193 162V161H192ZM219 162H220V160H219ZM225 162V161H224ZM230 162V161H229ZM194 163V162H193ZM47 164V163H46ZM53 164V165H54ZM166 164H168V163H166ZM172 164V163H171ZM195 164V163H194ZM52 164H50V166H51ZM160 165H161V167H160ZM173 165V164H172ZM176 165V164H175ZM175 165H174V167H175ZM180 165H181V167L184 165V163H183V165H182V163H180ZM214 168H216L215 169V171L213 170V167ZM177 167V166H176ZM48 168V167H47ZM54 168V167H53ZM163 169V168H162ZM178 169H180L179 168V166H178ZM183 169V168H182ZM182 169H180V170H182ZM50 170V169H49ZM166 170H167V168H166ZM180 170H179V176H181V177H183L182 176V173H180ZM221 171H222V167H221V169H220ZM21 171V170H20ZM25 171V170H24ZM24 171H22L23 173H24ZM63 171V170H62ZM61 171V172H62ZM171 171V170H170ZM187 171H188V169H187ZM190 171V170H189ZM189 171H188V173H189ZM16 172V173H15ZM27 172V171H26ZM38 172H40L39 170H38ZM37 172V174H36V172H35V174H34V172H32L33 173V175L32 176H34V177H36V175H38L39 173ZM47 172V171H46ZM59 173V175L60 174H62V173ZM165 172V171H164ZM163 172V174H165ZM167 172V171H166ZM173 172H174V170H173ZM172 172V173H173ZM224 172V171H223ZM223 172H222V174H223ZM21 173V172H20ZM30 173V172H29ZM41 173V172H40ZM117 173V174H118ZM172 173H171V175H172ZM175 173V172H174ZM221 173V172H220ZM219 173V174H220ZM31 174V173H30ZM42 174V173H41ZM65 174H66V172H65ZM120 174V173H119ZM163 174H162V177L164 178L163 180H165V178H168V179H166L167 180V182H168V180H169V177H170V179H171V175L169 176V174L166 176L165 175V177L163 176ZM177 174V173H176ZM181 174V175H180ZM192 174H189V177H191L192 176ZM57 175H58V173H57ZM58 175V176H59ZM64 174H62V176H63ZM191 175V176H190ZM218 175V176H217ZM226 175H223V176H225L226 177ZM28 176V175H27ZM31 176V175H30ZM46 176H47V174H46ZM57 176V177H58ZM157 176V177H156ZM177 176V175H176ZM220 176H222V175H220ZM222 176V177H223ZM34 177H32V178H34ZM54 177H56V176H54ZM178 177V176H177ZM187 177V176H186ZM189 177H188V179H189ZM8 178V177H7ZM18 178H21V177H19V175H18ZM173 178V177H172ZM9 179H10V176H9ZM15 179H16V177H15ZM14 179V180H15ZM24 179V178H23ZM118 179H119V176H118ZM122 179V178H121ZM121 179H119V180H121ZM180 179V178H179ZM223 179V178H222ZM11 180V179H10ZM13 180V179H12ZM13 180V181H14ZM18 180V179H17ZM21 180V179H20ZM30 179L28 178V180H26V181H28L29 183L28 184H31L32 183V181H31V183H30V181H29ZM44 180V179H43ZM42 180V181H43ZM49 180V179H48ZM66 180V179H65ZM117 180V183L115 182ZM157 180H158V178H157ZM156 180V181H157ZM178 180V179H177ZM181 180V179H180ZM199 180V181H200ZM243 180V179H242ZM26 181H25V183H26ZM34 181V180H33ZM49 181H51V180H49ZM154 181V182H153ZM159 181V180H158ZM161 181V180H160ZM172 181V180H171ZM225 181H227V180H225ZM7 182V183H6ZM36 182V181H35ZM123 182V181H122ZM164 182V181H163ZM166 182V181H165ZM164 182V183H165ZM174 182V181H173ZM178 182H179V180H178ZM245 182V181H244ZM15 183V182H14ZM64 183L62 184V185H64ZM65 183V184H66ZM121 183V182H120ZM119 183V184H120ZM164 183H162V186L164 185ZM170 183V182H169ZM180 183H181V181H180ZM189 183V182H188ZM37 184V183H36ZM44 184V183H43ZM43 184H42V186H43ZM49 184V183H48ZM54 184V183H53ZM160 184V183H159ZM166 184V183H165ZM171 184V183H170ZM182 184V183H181ZM187 184V183H186ZM227 184V183H226ZM230 184V185H231ZM239 184V183H238ZM13 185V184H12ZM34 185V184H33ZM45 185H46V183H45ZM161 185V184H160ZM173 185V184H172ZM200 185V186H201ZM240 185V184H239ZM244 185V184H243ZM13 186H16V185H13ZM27 186H29V185H27ZM31 187V190H30V192L32 191V184L30 185ZM39 186V185H38ZM49 188H50V186H51V184H49V185H47ZM161 186V187H162ZM242 185H240V187H241ZM246 186V185H245ZM18 187V186H17ZM23 187H25V185H20L19 186V188H18V191H19V189L22 191V189H23ZM45 187V186H44ZM64 187V186H63ZM121 187V186H120ZM124 187V186H123ZM180 187V186H179ZM185 187H186V185H185ZM197 187V188H196ZM229 187V186H228ZM244 187V186H243ZM15 188V187H14ZM46 188V187H45ZM55 188V187H54ZM58 188V187H57ZM118 188V189H117ZM125 188V187H124ZM167 188V187H166ZM174 188V187H173ZM232 188V187H231ZM27 190V187H25L24 188V190ZM126 189V188H125ZM229 189H230V187H229ZM238 189V188H237ZM247 188L245 187V190H246ZM23 190V191H24ZM51 190H52V188H51ZM51 190H49L50 192H51ZM66 190V189H65ZM117 190V191H116ZM156 190H158V191H156ZM176 190V189H175ZM233 190V189H232ZM231 189H230V191H232ZM234 190H235V188H234ZM233 190V191H234ZM17 191V190H16ZM64 191V190H63ZM120 191H121V189L119 190V192H117V193H120ZM128 191L129 190H125V192H123V190L121 191L122 192V194L120 195V196H122V195H127V199L124 197V199H126L125 201H127V200H129L130 198H129V193H130V191H129V193H128ZM184 191H186V190H184ZM233 191L231 192V193H229V194H227L228 196L229 195H233ZM25 192H27V191H24V193ZM28 192H29V189H28ZM42 192V191H41ZM53 192V191H52ZM61 191H56V192H54V193H56V195H57V193H59V194H61L60 193ZM190 192V191H189ZM229 192V191H228ZM235 192V191H234ZM244 192H246V191H244ZM249 192V191H248ZM248 192H246V193H248ZM2 193V194H3ZM15 193V192H14ZM32 193V192H31ZM39 193H40V191H39ZM125 193V194H124ZM225 193V192H224ZM236 193H239V192H236ZM1 194V195H2ZM16 194H17V198L16 199H18V193L16 192ZM16 194L14 195V197L12 198H4V197H2L3 199L0 201V210H2V212H4L5 211V209L7 210L9 207H11V205H12V207H13V202L15 201V203H17L18 204V202L17 201H19V200H16L15 199V197H16ZM35 194V193H34ZM161 194H163V195H161ZM192 194H194L195 196H193ZM25 195H27V194H25ZM114 195H116V194H114ZM188 195H190V194H188ZM226 195V196H227ZM246 195V194H245ZM249 195V194H248ZM4 196H5V194H4ZM8 196V195H7ZM19 196H21V195H19ZM37 196V195H36ZM40 196V195H39ZM38 196V197H39ZM52 196H53V194H52ZM51 196V197H52ZM57 196H59V195H57ZM184 196V195H183ZM225 196V197H226ZM235 196V195H234ZM238 196V198H240ZM25 197V196H24ZM37 197V198H38ZM54 198H55V196H53ZM114 197V198H113ZM123 197H118L119 199H122L123 201H124V199H123ZM222 197L224 198V196L222 195ZM231 197V196H230ZM229 197V198H230ZM45 198V197H44ZM43 198V199H44ZM191 199V200H186V199ZM226 198H228V197H226ZM42 199V198H41ZM50 199V198H49ZM142 199V198H141ZM237 198H235V200H236ZM121 200V201H122ZM225 200H228V199H225ZM230 200L231 199H229L228 200V202H230ZM234 200V201H235ZM239 199H237V201H238ZM244 200V199H243ZM3 201V202H2ZM37 201V200H36ZM47 201V200H46ZM53 201V198L50 200V202H52ZM108 201V203H106ZM124 201V203L122 202V205H124V204H127L128 202L130 203V200L128 201V202H125ZM186 201V202H185ZM189 201H191V202H189ZM224 201V200H223ZM222 201V202H223ZM231 201H233V200H231ZM237 201H235V202H237ZM40 202V201H39ZM43 202V201H42ZM49 202V200H48V203H50ZM116 203H118L119 201H118V199L115 201ZM226 202V201H225ZM227 202V203H228ZM239 202V201H238ZM15 203H14V205H15ZM34 203V202H33ZM33 203H32V205H33ZM44 203V202H43ZM46 203V202H45ZM44 203V204H45ZM53 203V202H52ZM51 203V204H52ZM104 203H106L105 205V210H107V209H109L108 211V213H109V215H108V213H107V216H104L103 215V213L102 212H104ZM112 203V204H111ZM44 204H42V205H44ZM121 204V203H120ZM147 204H149V203H147ZM46 205V204H45ZM109 205V204H108ZM109 205V206H110ZM121 205V206H122ZM129 205V204H128ZM128 205H126V207L128 206ZM35 206V205H34ZM40 206V205H39ZM53 206V205H52ZM55 206V205H54ZM53 206V207H54ZM116 206V205H115ZM114 206V207H115ZM160 206H161V204H160ZM164 206V205H163ZM16 209L18 208L17 207V205L16 206H14ZM22 207V206H21ZM20 207V209H22ZM42 207V206H41ZM87 207V208H86ZM119 208V206H116L115 208ZM125 207V205H124V208H126ZM157 207V206H156ZM159 207V206H158ZM226 207H228V208H226ZM25 208V207H24ZM33 208H35V207H33ZM122 209H124L123 208V206L121 207ZM121 208H119L120 210H121ZM149 205H148V211H149ZM243 208H244V211H242L243 210ZM14 210V208H11V210H8V212L7 211H5L6 213H8V214H10L9 213V211H13ZM26 209V208H25ZM47 209H49L50 211H49V216H50V218H53V217H51V216H54V215H52V211H53V209L54 208H51V205H50V208H49V206H48V208ZM52 209V210H51ZM58 209V210H59ZM68 209V208H67ZM74 210L73 212H71L72 210ZM145 209H146V207H145ZM147 209L146 210H144V211H146L147 212ZM160 209H162L161 207H160ZM192 210V211H190V212H192L193 213V211L195 212V213H197V214H195L196 215V218H197V215L198 214H200V215H198L199 217L198 218H200L201 216V218L200 219H198V221L199 220H201L200 222H198L197 221V219H195V217L193 218V219H190V221L193 223L194 222V219H195V222H196V225H198L199 224V226H201L200 224H202V228H201V230L199 231V230H197V231H199V232H192V228H185V227H187V226H184L183 228L181 227V223L182 222H184L181 218H185V222L187 221L186 220V218H187V216L185 217V215H186V213L188 212V211H186L185 212V210ZM226 209V210H225ZM240 209H242V210H240ZM29 210H31L30 208H29ZM35 210V209H34ZM43 210V209H42ZM55 211H57V209H54ZM61 210V209H60ZM156 210H159L158 208L156 209ZM240 210V211H239ZM245 210H248V216H247V218H244V217H240V215H241V211H242V214H243V212L245 213ZM21 211V210H20ZM26 211V210H25ZM24 211V212H25ZM27 211H28V209H27ZM38 211V210H37ZM40 211V210H39ZM38 211V212H39ZM47 211V210H46ZM54 211V212H55ZM67 211V212H68ZM99 211H97V212H99ZM111 211V212H110ZM151 211V210H150ZM184 211V212H183ZM228 211V212H227ZM1 212V211H0ZM1 212V213H2ZM14 212V211H13ZM34 214H35V212L34 211H32ZM58 212V211H57ZM61 212H62V210H61ZM66 212V211H65ZM71 212V213H70ZM154 212V211H153ZM152 212V213H153ZM182 212L183 213H185L184 215L182 214ZM190 212H188L189 214H190ZM232 212V213H231ZM17 213H18V211H17ZM31 213V212H30ZM30 213H28V214H30ZM33 213H31L32 215H33ZM41 213H43V211L41 212ZM46 214H47V212H45ZM44 213V215H46ZM152 213H150V214H152ZM187 213V214H188ZM192 213L190 214L191 215V217L193 216L192 215ZM228 213V214H227ZM2 214H5V213H2ZM1 214V215H2ZM16 214V211H15V213H14V215ZM23 214V213H22ZM28 214H27V216L26 217H29L28 216ZM37 214V213H36ZM36 214H35V216H36ZM40 214V213H39ZM65 213L63 212V215H64ZM104 214H105V212H104ZM117 214V213H116ZM149 214V215H150ZM223 214V215H222ZM225 214H227V215H225ZM11 215V214H10ZM17 215V214H16ZM58 215V214H57ZM122 215H123V213H122ZM125 215V214H124ZM149 215H145V216H148V217H150ZM181 215H183L182 217H181ZM194 215V216H195ZM225 215V216H224ZM246 215V214H245ZM12 216H13V214H12ZM34 216V215H33ZM33 216H31L33 219H32V221L33 220H36V219H34V217ZM40 216V215H39ZM42 216V215H41ZM49 216H48V219H50L49 218ZM59 217H60V215H58ZM57 216V221H58V224L62 221V219H59V217ZM84 216V215H83ZM87 216H85V219H86V217ZM109 216V217H108ZM222 216V217H221ZM3 217H4V215H2V217L0 216V218H2L3 219ZM6 217V216H5ZM7 217H9V216H7ZM7 217L5 218V219H7ZM15 217V216H14ZM55 217V216H54ZM75 217V218H76ZM80 217V216H79ZM90 217H87V219H89ZM104 217H105V219H104ZM229 217V216H228ZM227 217V218H228ZM10 218H11V216H10ZM13 218V217H12ZM11 218V219H12ZM30 218V217H29ZM29 218H27V219H29ZM61 218H63V216H61ZM67 218V217H66ZM141 218H144V217H141ZM140 218V219H141ZM151 218V217H150ZM2 219H0V229H2V228H4V227H2L3 225L2 224H4V221L2 220ZM38 219V218H37ZM60 221H59V220ZM78 219V218H77ZM76 219V220H77ZM139 219V223L143 220V219H141L140 220ZM144 219H146V218H144ZM8 220V219H7ZM7 220L5 221V223L7 222ZM14 220V219H13ZM24 220V219H23ZM40 220V219H39ZM46 220V219H45ZM79 220V219H78ZM80 220H81V217H80ZM79 220V221H80ZM83 220V219H82ZM105 220V221H104ZM147 220H149V218L147 219ZM182 220V221H181ZM218 220H220V221H218ZM245 220V221H246ZM2 221V222H1ZM37 222H38V220H36ZM36 221H33L35 224H36ZM49 221H51V220H49ZM52 221H54V224H56V219H54V220H52ZM63 221H66V220H63ZM62 221V223H64ZM72 221H75L74 219H72ZM79 221H77V222H79ZM102 221V222H101ZM133 221V220H132ZM150 221L151 220H149L148 222H149V224H150ZM153 221V220H152ZM178 221H179V223H180V225L178 224ZM181 221V222H180ZM189 221V220H188ZM187 221V222H188ZM189 221V222H190ZM10 222V221H9ZM71 222V221H70ZM83 222V221H82ZM131 222V221H130ZM134 222V221H133ZM138 222V221H137ZM144 222V221H143ZM190 222V223H191ZM233 222V221H232ZM12 223V222H11ZM10 223V224H11ZM46 223H47V221H46ZM61 223V225H63ZM85 223V222H84ZM84 223H81L80 222V225L81 224H83V226H84ZM217 223H218V225H217ZM51 224H52V222H51ZM54 224H52V226L54 227ZM67 224V223H66ZM69 224V223H68ZM125 224V223H124ZM141 224V223H140ZM139 224V225H140ZM153 224V223H152ZM195 224V223H194ZM193 224V227L195 226ZM221 224H222V222H221ZM243 224V223H242ZM29 225H30V223H29ZM57 225V224H56ZM55 225V226H56ZM70 225V224H69ZM69 225H66V226H64V228H66L67 226H69ZM77 225H78V223H77ZM76 225V226H77ZM92 225V224H91ZM123 225V224H122ZM138 225V224H137ZM145 225H146V223H145ZM151 225V224H150ZM178 225H179V227H178ZM8 226V225H7ZM10 226V225H9ZM41 225H39V227H40ZM120 226H121V224H120ZM128 226V225H127ZM134 226H136V225H134ZM141 226V225H140ZM142 226H143V224H142ZM147 227H148V225H146ZM198 226V227H199ZM239 226V225H238ZM241 226V225H240ZM38 227V225L37 226H35L34 228H35V230H36V228H39ZM42 227V226H41ZM41 227H40V231L43 229H41ZM81 227V226H80ZM96 227V226H95ZM126 227V226H125ZM136 227H138V226H136ZM181 227V228H180ZM242 227H243V225H242ZM251 227H250V229H251ZM69 228V227H68ZM73 228V229H72ZM92 227H90V229H91ZM118 228H119V225H118ZM129 227H127L126 229H128ZM132 228V227H131ZM135 228V227H134ZM197 228V226H195V229ZM244 228H246V226L244 227ZM33 229V228H32ZM47 229V228H46ZM49 230L50 229H52L56 234H57V230L59 229H55V228H52L51 226L48 228ZM47 229V230H48ZM84 229H86V228H84ZM125 229V230H126ZM141 230H143V228H140ZM37 230H39V229H37ZM45 230V229H44ZM56 230V231H55ZM62 230H64V229H62ZM66 230V229H65ZM68 230V229H67ZM87 230V229H86ZM130 230V229H129ZM135 230H138V229H135ZM140 230V231H141ZM242 230H243V228H242ZM245 230H247V229H245ZM3 231V230H2ZM59 231V230H58ZM124 231V230H123ZM139 231V232H140ZM144 231H141L140 232V235L143 237V238H146V237H144V236H146V235H149L148 233L146 234ZM148 231V230H147ZM233 231V230H232ZM41 232H43V231H41ZM41 232H39V233H41ZM48 232V231H47ZM53 232V233H54ZM130 232V231H129ZM139 232L137 231V234L139 235ZM142 232H144V236H143V234H142ZM238 232H239V229H238ZM241 232H243V231H241ZM33 233V232H32ZM36 233H38V231H36ZM39 233L37 234V235H39ZM50 233V232H49ZM236 233V232H235ZM244 233V232H243ZM55 234V235H56ZM61 234H62V232H61ZM120 234V233H119ZM204 234L206 235V233L204 232ZM224 234V233H223ZM1 235V234H0ZM43 235H44V233H43ZM57 235H59V234H57ZM69 235H70V238H68L69 237ZM109 235V236H108ZM207 235H208V233H207ZM238 235V234H237ZM40 237H41V235H39ZM48 236H49V234H48ZM89 236H91V237H89ZM124 235H122V237H123ZM128 235H125L124 237L126 238ZM150 236H153V233H152V235H150ZM150 236H148L146 239L148 240V244H147V242L146 241H144V242H146V245L148 246V245H150L151 243V240H154V239H152V237H150ZM179 236V237H178ZM209 236V235H208ZM233 236V235H232ZM37 237V236H36ZM59 237V236H58ZM99 237H98V239H99ZM110 237H109V239H110ZM114 237H117V236H114ZM114 237H112V238H114ZM118 237H120L121 238V236L119 235ZM117 237V238H118ZM122 238L121 239V241L120 240H117L118 242L120 241V243L122 242H124V244H125V238ZM129 237V236H128ZM127 237V239H129L130 241H129V243L131 242V239H130V237L128 238ZM149 237H150V239H149ZM193 237V236H192ZM214 237V236H213ZM212 237V238H213ZM215 237H217V236H215ZM214 237V238H215ZM57 238V237H56ZM60 238H61V235H60ZM111 238V239H112ZM133 238V237H132ZM138 238H139V236H138ZM141 238V237H140ZM194 238V237H193ZM95 239H96V237H95ZM189 239V238H188ZM188 239L186 238V240L188 241ZM56 240V239H55ZM139 240V239H138ZM142 240V239H141ZM140 240V241H141ZM149 240H150V242H149ZM162 240V239H161ZM160 240V241H161ZM164 240V239H163ZM186 240H183V241H185V242H187ZM190 240V239H189ZM194 240V239H193ZM48 243H50L48 240H46ZM72 241V242H73ZM89 241H94L93 239L92 240H89ZM97 242H98V240H96ZM115 241V239H112L111 241H110V243L108 242L107 244L109 245V244H111V242L113 243ZM133 241H135L136 242V240H133ZM139 241V242H140ZM170 241V240H169ZM176 241V240H175ZM179 241V240H178ZM181 241V240H180ZM179 241V242H180ZM46 242V243H47ZM155 242V243H156ZM164 242V241H163ZM162 242V243H163ZM167 242V241H166ZM165 242V243H166ZM184 242V243H185ZM46 243H44V245H48V243L46 244ZM61 244L59 245V246H61L62 245V242H60ZM71 243V242H70ZM91 243V242H90ZM90 243H89V245H90ZM93 243V242H92ZM106 242H104V244H105ZM158 243V242H157ZM168 243V242H167ZM203 243V242H202ZM51 244V243H50ZM53 245H54V243H52ZM52 244H51V248L52 247H54L55 248V246L57 247V245H56V243H55V246H52ZM64 244V243H63ZM68 244V243H67ZM84 244H86V242L84 243ZM96 244V243H95ZM100 244V243H99ZM138 244V243H137ZM153 244H154V242H153ZM180 244V243H179ZM190 244V243H189ZM43 245V246H44ZM71 245V244H70ZM71 245V246H72ZM91 245H93V244H91ZM108 245H106V246H104L103 245V248H105V247H107L108 248ZM119 245V244H118ZM117 245V246H118ZM163 245H166V244H163ZM169 245V244H168ZM50 246V245H49ZM49 246H47L46 248L48 249V250H50L51 248L49 247ZM64 246V245H63ZM79 246V247H80ZM120 246H121V244H120ZM133 246V245H132ZM136 246H138V245H136ZM156 246V244L155 245H153L152 246V244H151V248L153 249L154 247ZM159 245L157 244V246L155 247V249L158 247ZM177 246V245H176ZM115 247V246H114ZM139 248H137V249H141V247L140 246H138ZM164 247V246H163ZM166 247V246H165ZM170 247H172L171 245H170ZM175 247V246H174ZM173 247V248H174ZM44 248H45V246H44ZM50 248V249H49ZM54 248H52L53 250H50V252L48 251V252H46V253H51V252H54L55 250H58V248H55V250H54ZM69 248V247H68ZM73 248V247H72ZM80 248H83L82 246L80 247ZM86 248H87V245H86ZM103 248L101 247V249H102V251H103ZM107 248H105V249H107ZM110 248H111V246H110ZM110 248H109V251H110ZM118 248H120L119 246L116 248V249H118ZM130 248H133L134 249V247H130ZM149 248H150V246H149ZM150 248V249H151ZM173 248H170V249H173ZM205 248H206V246H205ZM61 249H62V247H61ZM91 247H90V252H91ZM94 249H96V248H94L93 247V251H94ZM105 249H104V252H105ZM127 249H129V247H127ZM161 249V248H160ZM167 249L169 250V247H167ZM65 250V249H64ZM67 250V249H66ZM72 250V249H71ZM74 250V249H73ZM86 250V249H85ZM100 250V249H99ZM113 250H114V248H112V250H111V252H110V254H113L112 252H113ZM121 250V249H120ZM119 250V251H120ZM162 250H163V248H162ZM202 250H204V249H202ZM45 251H46V249H45ZM44 251V252H45ZM115 251V250H114ZM129 251V250H128ZM143 251H146V253L148 254V252H147V250H143ZM142 250H141V252H143ZM158 251H160L159 249H158ZM157 251V252H158ZM233 251V252H232ZM235 251V252H234ZM57 252V251H56ZM87 252H89L88 250H86V254H87ZM122 252V251H121ZM134 252L135 251H133V254H134ZM168 253H169V251H167ZM59 253H61V251L59 252ZM68 253V252H67ZM69 253H72V251H70L69 250ZM97 253V252H96ZM103 253V252H102ZM116 253H117V250H116ZM115 253V254H116ZM125 253V252H124ZM127 253H128V255H127ZM132 253V252H131ZM145 253V254H146ZM150 253V252H149ZM160 253V252H159ZM162 251H161V254L160 255H162ZM233 253V254H232ZM54 253H52V255H53ZM56 254V253H55ZM75 254V253H74ZM83 254V253H82ZM94 254V253H93ZM121 254V253H120ZM126 255L125 256H127V258H129L130 259V257L131 256H133L132 254H130L129 252H126L125 253ZM129 254H130V257H129ZM151 254V255H150ZM150 254H148V255H145V258L148 256L149 258H150V256H152L153 254L152 253H150ZM164 254H165V252H164ZM163 254V255H164ZM235 255V257L236 258H234V256L231 258L230 256H232V255ZM65 256H66V252H65V254H64ZM64 255H61L60 254V256H64ZM73 255V254H72ZM83 255H85V252H84V254ZM83 255H81V253H79V257L80 256H83ZM92 254H89L88 255V257L89 256H91ZM117 255H118V253H117ZM117 255H115V257L117 256ZM123 255V254H122ZM162 255V256H163ZM166 255V254H165ZM230 255V256H229ZM46 256L48 257V255L46 254ZM45 256V257H46ZM49 256H51V255H49ZM59 256V255H58ZM68 256V255H67ZM94 256H96L95 254H94ZM110 256H112V257H110V258H113L114 256L113 255H110ZM119 256V255H118ZM135 254H134V258H135ZM139 256H141V255H139ZM227 256H229L230 258H231V260H228L227 259ZM56 257V256H55ZM62 257H59L60 259H62ZM69 258L71 257L70 255L68 256ZM73 257H74V255H73ZM84 257H86V256H84ZM123 257H124V255H123ZM123 257H119V259L120 258H122L123 260H124V258ZM133 257H131V258H133ZM213 257H211L210 258V256L208 257L207 256V258H209V259H212ZM54 258V257H53ZM80 258H82V257H80ZM92 258V257H91ZM95 258V257H94ZM143 258H144V256H143ZM149 258H146V260L148 259L149 260ZM153 256L151 257V259L149 260V262H151V260H152V262L154 263V259L156 258V259H158L157 257H155V258H153ZM233 258L235 259V261H233L232 262V260H233ZM71 259V258H70ZM73 259H76V262L78 261L77 260V257L75 258H73ZM79 259V258H78ZM89 259V258H88ZM114 259V258H113ZM161 259V258H160ZM159 259V260H160ZM208 259V260H209ZM69 260V259H68ZM83 260H86V259H82L81 261H83ZM92 260V259H91ZM117 260V262L118 261H120V260H118V259H115V261ZM140 260V259H139ZM142 260V259H141ZM148 260H147V262H148ZM158 260V261H159ZM207 260V262H206V259H205V262H206V264L210 261H208ZM224 260V261H223ZM222 260V262H224L225 263V258ZM53 261H55V260H53ZM53 261L51 262L50 261V263H52L53 264ZM65 261V260H64ZM80 261V260H79ZM143 262L145 261V259L144 260H142ZM161 261V260H160ZM164 261V260H163ZM232 263H231V262ZM56 262V261H55ZM68 262V261H67ZM69 262H70V260H69ZM69 262L67 263V264H69ZM75 262V260H73V262H71V263H74ZM89 262H90V260L88 261V264H89ZM121 262V261H120ZM146 262V261H145ZM146 262V263H147ZM148 262V263H149ZM151 262V263H152ZM205 262H204V264H205ZM221 261H218V262H216V263H214V264H221L220 263ZM45 263V262H44ZM58 263V262H57ZM56 263V264H57ZM61 262H59L58 264H60ZM81 264L83 263V262H80ZM85 264L87 263V262H84ZM92 263H94V262H92ZM96 263V262H95ZM122 263V262H121ZM145 263V264H146ZM147 263V264H148ZM160 263V262H159ZM48 264V263H47ZM62 264H64V263H62ZM120 264V263H119ZM203 264V263H202ZM223 264V263H222Z\"/></svg>",
    "mask_w": 264,
    "mask_h": 264
}]
</instances>
